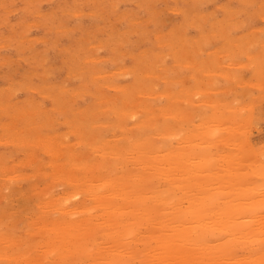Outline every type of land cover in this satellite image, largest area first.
Returning a JSON list of instances; mask_svg holds the SVG:
<instances>
[{
	"label": "rangeland",
	"instance_id": "374dc122",
	"mask_svg": "<svg viewBox=\"0 0 264 264\" xmlns=\"http://www.w3.org/2000/svg\"><path fill=\"white\" fill-rule=\"evenodd\" d=\"M189 1H191V3ZM210 1L211 0H209V1L208 0L207 1L206 0H203V1H201V0H168V1L167 0H93V1L92 0H22V1L21 0L20 1L17 0V1H15L14 0V2H13V0H0V107H1V109H0V160L2 161L0 163H3L2 165H0V166H2V167H0V184H1L0 185L1 186L0 187V233H3V236H4V238H2L3 236L0 235V237H1V239H0L1 240L0 241V249H1V247L3 249L2 251L0 250V252H2L0 254V257L3 256V258H0V264H19V263L20 264H23L24 262H25V264L26 263L27 264H31V262L33 264L34 263L33 260H35L34 258H36V255H37V257L40 256V255H42L43 257L44 256L47 257L50 254H51L50 256L52 258H54V260H56L57 257H58L59 261H61V258H59L61 256H65V255L66 256H69V254H71V256H69V260H66V262H64L65 261V257H62V260L63 261L60 262V263H58L57 260H56L57 262L55 261L54 263H52V261L50 262V260H52V258H50V256L48 258H46V259H45V257L41 259V256H40V259H41L42 263L40 262V260H38L39 257L35 260L36 261L35 263L38 262L37 264H39V263L40 264H55V263L56 264H71L70 263V260L72 261L73 258L77 262L80 261L79 262L80 264L85 263V261L82 260L83 257H84V259L86 257V255H83L82 256V254L85 252V250L82 247H81L82 248V250H81L78 247V246H80L79 244L77 245V248H79L78 252L81 251L80 253H81V258L82 259L80 258V255H79L80 253L77 254V248L73 249L74 248L73 246L66 247L67 249L68 248H72V252L69 249L70 252H71L69 254H68V252H65V251L64 252L66 254H62L63 253V249L61 248L62 251L60 252V256H57L56 255L57 257H54L53 252L50 253V251H47L46 248H43L44 247L43 244H41V246H40V241L42 239H44L45 236H46V239H47L48 237H52V234H53L52 233L53 230L51 229L52 226L50 227V223H48L49 221H47L46 219L49 220V218H53V217H54V219H58L59 218L58 220H61V222H64L65 223V222H67L66 219H65V217L67 218L68 213L70 214V217H72V220L73 221L74 220L77 221L78 219H80V217H81V215H83V213H80L81 212L80 210H79L78 213L75 212V211H78V208H80V205H81V204L78 205L79 204L78 202H80V201H82V199H84V200H86V204L87 205H91L92 201L89 202L88 199L90 200V198L89 197H87V198L85 197L87 195L81 189L82 187H84V186L81 185L82 184L81 181H80L81 184H80V187H79L78 186L79 183H75L73 180H72L73 182L71 180L69 181L68 179H74V178L76 179L78 177V176L76 177V175H78V172H79V175L81 177L80 178H77V180L78 179H81V178L83 179L85 175H86L85 176V179H89V177L86 178L89 170H90L89 174L91 173V176H94L92 174H94L96 172H97L96 175H98V174L100 175V169H101V172H102L104 170V168H105V173H106V170L108 168L106 166L111 165L113 159H114L113 162H115V159H117V157L119 155V154L113 153L112 151L110 153H106L107 152V150H106L107 148H108V151H109V147L112 146V149L113 150L115 149L118 152L121 150L122 154H124L123 155V158H124V161L127 162L126 164H128V166L131 164L130 167H128L125 164V162H123V160L120 159V161H122L121 164L124 163L122 165V168H123L124 171L127 169V167L129 168L128 170H130V168L132 167L131 169L134 168L133 170L136 171V169H137V166H135L136 164L132 165V161L131 162H128V160H130V158H131V157H128V156L129 155L132 156L131 155L132 153H128V151H130L129 150V147H127V145L125 146V143H123V142H126L127 141V137H129L130 135H133V133H132L133 132V127L132 126L134 124L133 125H131V124L133 122L139 120V118L141 117V114L143 113V115H144L145 111L146 112L147 111L150 112L149 111L150 108L153 111V114H151V115H152V118H154V119L155 118H159V121L160 120L161 121L164 120V122H165V120L167 121V119H169V117H170L171 120L174 119L173 121L168 120V122H167V123H170L169 125H167V126H169L168 127V129H169L168 131H170L169 132L170 135L168 134V136H169V138H172L170 136H174L175 133L176 134H180V133H177V132L173 131L172 130L173 128L171 129V127H177L179 121H182L183 122V118H181L182 117L181 115H185L184 113L181 114L183 111H185V110L188 111L187 113L185 112L186 113V117H187L190 113L192 114V112L195 109V107L197 105H199L200 103H201L200 106L203 107L202 105H204V108H205V103L207 105L209 103H211V102L214 103V100L216 99L215 101H216L217 105L214 103V107L211 108V109H217L218 108V109H220L219 110V113H225L223 115L225 116L226 119L224 118L223 115H221L222 116L221 117V116H219V113H216V112H218L217 111L218 109L214 111L215 114L217 115V118H218V119H214L215 120V123L220 124V125L217 124V126H220L219 127L220 129H223L224 128V130H220L217 127L220 131H219V133L216 131L217 132V133H215L216 134V137L212 141L216 145L215 144L213 145V143L211 142L212 144L211 143L209 144L210 150L209 151L207 149H205V150H207L210 153V151H212L214 149H216V150L221 149L220 147L223 145L222 147H223V150L224 151L225 150L228 151V150L231 149V152H234L232 150V149H234V148H232L233 147L232 140H234V141L236 140V142L240 140L238 143H236V145H240L241 146V148H240V146L238 147L239 150L241 149L240 152L242 151L240 153L241 154V158H243L242 156L245 155V159H242L243 162L244 163L247 162L246 164H248V163L251 164L252 163L251 160L252 161H255L256 160V159H250L249 158V156L250 157H253L254 154L253 155L252 154L250 155V152L252 150H254V152L256 151V155L258 154L257 156L259 157L258 158L255 155L256 158H258V159L261 158L260 159L261 161L259 160L258 162H261V163L263 162L262 164H264V91H263L264 90V86H263L264 85V82H263L264 79H261V78H264V76H262V75H264V72L261 71L262 65H263V69H264V55H263L264 54V45H263L264 42L261 45V42L264 41V32H263L264 31V10H263V8H264V4H263L264 2L263 1L264 0H258V1L257 0L256 1L255 0H247V2H246V0H212V2H210ZM213 1H215V2H213ZM252 1L254 2V4H253ZM68 2L70 4H72V5H70ZM94 2H96V3H94ZM146 2L148 4H146ZM228 2H230V3H228ZM260 2L263 5L262 4L260 5ZM66 3H68V4H66ZM143 3L146 4V5H144ZM169 3H171V4H169ZM194 3H195V5H194ZM249 3H251L252 6L249 5ZM258 4L260 6H263V8L262 7H259ZM172 5H174V6H172ZM221 5H222L223 8L221 7ZM100 6L103 7L104 9L101 8ZM237 7H238V9H237ZM20 8L21 9L23 8V11ZM179 8H180L181 11L179 10ZM233 8H236L237 10L236 9H233ZM261 8H262V12L260 11ZM224 9H226V10H224ZM229 9L232 10V11H230ZM109 10H111V12H109ZM182 10H183V12H182ZM254 10L257 11V13H255ZM83 11H85V12H83ZM91 11L94 12V14L93 13H90ZM132 11H133V15H131L132 14ZM210 11H211V14L212 15L210 14V16H209L208 14L210 13ZM245 11L248 12V13H250V14H246ZM196 12H198V13H196ZM212 12L213 13L215 12V13L213 14ZM33 13H36V14L33 15ZM39 13H40V15H38ZM127 13H129V14H127ZM232 14L235 15V16H231ZM259 14L260 15L263 14V15H261V17H260ZM226 15L229 16V17H227ZM51 17H52V20H51ZM230 17H232V18H230ZM202 18L203 19L205 18V19L203 20ZM228 18L231 20V22H230V20ZM234 18H239L240 23L243 24L244 26L243 25L240 26L239 25L240 23H239L238 19L237 20L235 19V21H234ZM131 20H133V21H131ZM190 20H191V22H190ZM218 20H219V24H218ZM225 20H227V22ZM33 21H34V23H33ZM204 21H206V22H204ZM214 21L217 22V26H215L216 24H215ZM220 21L222 23L224 22L225 24L224 23L221 24ZM138 22H139V24H138ZM146 22H148V23H146ZM233 22L236 23V26H235V24ZM37 23H40V24H37ZM227 23L228 24L232 23V24L228 25ZM146 24L148 26H146ZM173 25H174V28L176 27L175 29L173 28ZM221 25H222V27H221ZM224 25H226L225 30H224ZM237 25H239V26L237 27ZM212 26H214V29H213ZM227 26H229V29L233 27L232 30L231 29L229 30ZM234 26H235V28H234ZM184 28H185V30H184ZM187 28H188V31H187ZM99 29H100V31H99ZM158 29L160 31H158ZM161 29H163V30H161ZM167 29H169V30H167ZM236 29H238V30H236ZM97 30H98V32H97ZM165 30H166V32H165ZM249 30H251V31H249ZM252 30H254L253 32L255 33V35L258 32V30H259V32L257 33V35L259 34L258 37H260V39H262V41H260V44H258L260 39L258 40L257 37H256L257 38L256 41H252L251 38H253V39L255 38V37L251 36L253 34ZM167 31H169V32L167 33ZM181 31L183 32V35H182V32ZM213 31H214L215 34H213L211 36V34H212ZM220 31H224V32L227 31L228 33H226V34L228 36L224 32H221V35H220V33H219ZM248 31H249V38H250V41H252V43H250V41H246V40L245 41L247 43L252 44V45H255V46H251L250 45L251 48L250 47L249 48L247 47L248 48V50H247L245 46L243 47V45H245L246 42H244V44H242L241 42L243 41L242 40L243 37H245V39L248 38V35L247 36L246 35L243 36L245 33L248 34ZM171 32H173V33H171ZM184 32H186V33L184 34ZM158 33H160V35ZM163 33H164V35H161ZM203 33H205V34H203ZM241 33H243V34H241ZM250 33H252V34H250ZM156 34H157V36H156ZM229 34H230V37H229ZM232 34H233V36L236 34V36L239 37V41H238V38L237 37L234 36L237 40L234 37H231ZM167 35H169V36H167ZM215 35H217V37L219 39L221 38L222 35H225V36H222L223 38H221L220 40H218ZM240 35H242V37ZM225 38H227V41H224ZM125 39H127V40L124 41ZM233 39H235V40H233ZM240 39H241V41H240ZM141 40H143V41H141ZM169 41H170V43H169ZM187 41L189 42V44L187 43ZM206 41H208V42H206ZM228 41L229 42L232 41V42L229 44V43H227ZM234 41H235L236 44L234 43ZM157 42L158 43L160 42L162 44L161 45L160 44L158 45ZM166 42H168V43L166 44ZM163 43L165 44L164 46H163ZM200 43L203 44L202 47L199 46V45H201ZM233 43L236 45V48H232L233 51H231L229 53L231 57L233 56L231 59H234V57L237 58L239 56L237 58L238 61L241 60L243 62L245 61V63H246V64H242V62H241V65L242 66L243 65H248L249 66V61H251L250 63H251V66L252 67L249 66L250 68H248V67L246 68V67L243 66L244 68L242 69V67H240L241 66L240 64L237 65V62H238L237 59H236V63H235V60H230V57L227 56V51H229L231 49ZM253 43H255V44H253ZM116 44H117L118 48H117ZM121 44H123V45H121ZM183 45L185 47H183ZM226 45H227V47H228V45H231L228 48L229 50L227 48L225 49ZM220 46H221V48L225 49L224 51H226V53L223 51L224 54H225V57H222L223 56V53L222 52L219 51L221 54L219 52H217V50H221V48L220 49L218 48ZM223 46H225V47H223ZM262 46H263V51H261ZM238 47H240V48L237 50ZM260 47H261V49H260ZM178 48H179V50H178ZM181 48H183L184 50L181 49ZM189 48L192 49V51H193L192 53H194L195 50H196V52H195L196 54L189 53V51H191V49H189ZM215 48H218V49H216V52H215ZM142 49H144V50H142ZM171 49L172 50L175 49V50H173L174 53L172 52ZM187 49H189V50H187ZM197 49H199V51H201V53L199 51H197ZM235 49L237 51H239L240 53H243V55H241ZM152 50L155 51V52H157V53H162V54H159L158 55L157 53H154ZM185 50H187L186 51L187 53L185 52ZM244 50H246L248 52H246ZM254 50H255L256 54L258 52L259 53L262 52L263 54L260 55L258 53V55H256L254 53ZM166 51H168V52H166ZM180 53H183V54H181V58H180ZM216 53L219 56H215ZM190 54L193 55V57ZM245 54H246V56H245ZM166 55H167L168 58L166 57ZM188 55H190V57H192L193 59L189 58ZM185 57H187V58H185ZM162 58L164 60H162ZM188 58L191 59L192 62H194L193 60H194V58H196L195 59L196 60V65L199 64V68H200V66H202L200 68V71H199V68L197 70L195 69L197 67V66L196 67L193 66L195 64H192V65L189 64V63H192V62L187 61V60H189ZM178 59H180L178 62H180L181 59H183V61L180 62V65H179V63L176 64L177 63L176 60H178ZM217 59H219V60L222 59V60L221 61H218ZM247 60H249V61H247ZM228 61H229V63H228ZM232 61H234V64H232L233 63ZM161 62H163V63H161ZM173 62H175V63L173 64ZM211 62H214L213 64L215 65L214 66L215 68H213V66H212L213 64H211ZM256 62H258L259 65L261 64L260 68L257 67L258 64ZM230 63H231V65H230ZM252 63L253 64L256 63V67L257 68L254 67ZM181 64H187V65H185L187 67H185L184 65L181 66ZM188 64H189V66H188ZM233 65H235V66H233ZM165 66H167V67H165ZM203 66H206L207 68L206 67H203ZM219 66H220V69L216 68V67H219ZM128 67H130V69ZM177 67L179 69H181L182 71L181 70H178ZM126 68H128V70ZM173 68H174V70H173ZM237 68L239 69L240 72L238 71L237 74L235 72V74H236V76H235V74L233 72V69L237 71ZM190 69H192V70H190ZM252 69H254V70L252 71ZM257 69H259V71H258L260 73V74L258 73L259 75L256 74ZM216 70L218 72L220 70V75H221L220 78H218L220 75H219L218 72H216ZM223 70H225V72H223ZM227 70L229 71L228 72L229 73V76L231 74V77H232V74H233L235 76V78H236L238 74H239V76H241L242 73H244L246 75L245 77L249 76L250 79L249 78H247V79L250 81V84L248 83L249 82L248 80L246 81V83H248V84H246L247 85L246 87H249V89H247L244 86L245 85L244 82H240L241 81L240 78L238 80V77L236 78L237 81H234L233 82L232 81L233 79L231 77L229 78L228 74L226 73ZM178 71H180L179 74H178ZM197 71H198V73L199 72L200 73L199 74H196ZM249 71H250V73H249ZM144 72L147 73L148 75L145 74ZM155 73H157V74H155ZM160 73L161 74H165V75L167 74V75L166 76L165 75H160ZM192 73H194V74H192ZM208 73H209V75H208ZM224 73H225V75H224ZM254 73L256 74V77L258 76V78L255 79ZM186 74L188 75V77H187ZM158 75H159V78H165V80L167 79L166 80L167 82L164 79H162V80L159 79L158 78ZM199 75L202 78L204 77L203 78L204 80H206L208 78H209V80L212 79V81H214L216 84L215 85L214 84H210V86H209L208 84L209 83H212L209 80H207L208 81V84H207L208 86L206 85V82L207 81L206 82H203V80H201V82H199V83L198 82H195L194 83L193 80H195V81H198L199 80L200 81V78L201 77L200 78H197V80L194 79V77L196 78V76L198 77ZM213 75H215V76H213ZM176 76L181 81H182V79H180L181 77L184 78L186 76L187 78L186 77L185 78L186 79H189V82H188L184 78L185 79L184 82L185 81L186 82L185 83L183 82V84H186V86H187V83H189V84L192 85L191 86V85L188 84L189 86L186 87L187 90L189 89L188 87H193L194 84H195V87H196V85L197 86L200 85L199 86L200 89H202V87H203V89H205V88L206 89L204 91L203 90L201 91L197 87L196 88L194 87L195 89H191L192 90L191 92L189 91L190 93H193V96H192V94L191 95L188 94L189 92H187V90H185L186 88L184 87V90L185 91L183 90V93L181 92L179 94V92H177L179 90H177V89L179 88L180 91H182L181 90L182 84H181V82H178L179 80L177 79ZM234 76H233V78H234ZM252 76H254V77H252ZM259 76H260V79H259ZM149 77H151V78H149ZM214 77H215L216 81H215ZM222 77H223V79H222ZM245 77L243 76V80L244 81L246 80ZM156 78H158V79L156 80ZM168 78H170L171 80L170 79L168 80ZM173 78H176L178 80L177 83H176L175 80H174L175 83H174V81H172ZM225 78L229 79L231 83L227 79H226L227 80L226 81ZM251 78H252V80H251ZM241 79H242V77H241ZM257 80H259V84H257ZM251 81L252 82L255 81V82H253V84H251ZM260 81L262 83H260ZM157 82H158V84H157ZM168 82L171 84V86H169L170 84L167 85ZM235 82H236V85H235ZM237 82L239 83V86L240 87H238V85H237L238 83ZM113 83L115 85H118L119 84L120 87L117 88L119 85L118 86H115ZM125 83H127V85H124ZM129 83L131 84L130 86H128ZM142 83H145V84L142 85ZM179 83H180V85H179ZM240 83H242V84H240ZM133 84L134 85H138V84H141L142 85L141 87L140 86H137V89L136 90L133 88V91H137L138 92V90H139L140 93H141L142 87H147L146 89H148V90H145L144 89L146 91V94L147 95L146 94H142L144 90L142 91L141 95H140V93L137 94L136 92H135L136 94H134V93L132 94L131 89H128V91L130 90L131 93H130V91L124 93V91L122 90V87H124L123 89L125 90V87H128V88L131 87L132 88L133 87ZM150 84H151V86H153V84H155L154 86H157V87H153V89H152V87L150 86ZM217 84H219V85H217ZM254 84L255 85H259V86H256L259 89V92H262V91L263 92L260 93V94L257 93L258 90L256 89V87H255ZM46 85H47V89L45 88ZM121 85H123V86H121ZM227 85H229V87L231 85L230 88L227 87V90L234 89V91H235L234 93L237 95L236 97H238L239 99L245 100L244 103L247 101V104H249V103L251 104V102L253 100H255V102L253 101L254 102V105L252 104L250 106V107L253 106V108H251V109H253L252 112L249 109V106L246 105V107H248V109H249L248 110V113H251V115L248 114L249 115L248 116L247 114H244L245 115V117H244V115H242L243 114L242 113L243 111L241 113L238 112V114L239 115L241 114V116L243 117V118H241L240 116H238V118L240 117L239 120H238V118L236 117L235 112L233 114L234 109H236L237 111H239L238 110L239 109V106H238L239 103H237V98H234V96H233L234 94L231 93V92H233L232 90L230 92L228 91L229 93L227 92L228 95L226 94V91L227 90H226L225 87ZM114 86L116 88H114ZM167 86H169V91L171 92L170 94L168 93V88L165 89ZM183 86H185V85H183ZM214 86H216V87L218 86L217 87V90L215 89L216 91L213 89ZM63 87L65 88V90L67 89L66 92H65V90H64ZM221 87H224V88H221ZM244 87L248 91H244ZM38 88L41 89V91ZM138 88H141V89H138ZM218 88H220L221 90L218 91ZM254 88H255V90H254ZM150 89H152V91L153 90L154 91L156 90V92H158V94H155L153 92V95H152L151 92H150V95H148ZM161 89L165 90V92L167 90V93L168 94H162V92H161L162 90ZM170 89L171 90L174 89L178 94L174 90L172 92ZM224 89L226 91H224ZM159 90H161V91H159ZM207 90L209 92H207ZM251 90H252L253 94H252ZM125 91H127V90H125ZM221 91H224L225 93L224 92H221ZM42 92L43 93H45V92L47 93L48 92L47 93V96H46V93L43 94ZM184 92L185 93L187 92V93L185 94ZM201 92L203 93L201 95H203L204 97L200 95ZM51 93L53 94V96L51 95L52 97L48 95V94H51ZM56 93H58V95H57V101L55 99ZM62 93H63V95H61ZM127 93L130 94V96ZM174 93H176V94H174ZM216 93H217V96H216ZM237 93H239V95ZM247 93L251 94L250 96H254L255 95V97H252V98L250 97L248 99L247 97H249V96H248ZM122 94H123V96H125L127 94V100H125L126 97L123 98L124 100L121 99L123 97ZM154 94H155V96L158 95V97H155ZM159 94L162 95V96L163 95L164 96L166 95L167 97L168 96H172V98H173V94L174 95H177V96H174L176 98H180L181 96L183 98H185L186 95H189V97L187 96L188 98L186 97V100L185 99H182V97L180 99H176L175 100V98L171 99V97H169L168 99H166L167 97H164L163 96L164 97L163 98L162 96H159ZM183 94H185V96ZM245 94H247V96ZM120 95L122 97H120ZM133 95L136 97V99L134 97H132ZM224 95L227 96L226 99H228V101L224 98L225 97ZM241 95L243 96V98H242ZM260 95H262V96H260ZM137 96H139V98H141V96H142V98L140 99L141 101L139 100L140 102L137 101L135 103L133 100H138L137 99L138 98ZM213 96L214 97L215 96L216 97L219 96V98L217 99L215 97V99H214ZM230 96H233V99H236V102H235V100L234 101H229V100L232 99V98L229 99ZM50 97L53 98L54 100L53 99H50ZM128 97H130V99H131V97L133 98L131 100L134 102L135 105L132 104V101L129 100ZM144 97H145V99H144ZM159 97H162V98H159ZM198 97L201 98V101H200V99H198ZM205 97L207 98V100L209 102L206 101V98ZM203 98H205V99L202 102ZM142 99H143V104H144V102L146 100L147 101L149 100L152 103V104L151 103H148L149 104L148 105L149 107L146 106V107H148L147 108L148 110H146L145 109L146 107L143 106ZM197 99L199 100V102H198ZM114 100H116V101H114ZM121 100L123 102L125 101L124 102L125 104L129 103V106H128V104L126 105L128 108L130 107V105H133L134 107L137 106V109L136 108L134 109V107L131 106L130 107V111H128L127 109L125 110V108H124L125 105H123L121 103ZM128 100H129V102H128ZM168 100H170V103L171 102L173 103V101L175 103V101L177 102V100H178V102L180 101L178 105H180V106L182 105V108H184L185 110L182 109L181 107L177 106L176 105L177 103H175V104L174 103L173 104L171 103V106L172 105H174V106L176 105L175 107H179L180 110L182 109L181 111L177 109V111H179L181 113L176 112L175 108H173V107L172 108L170 107L171 108L170 109L169 106H168V104L170 105V103L168 102ZM183 100H185V101L182 102ZM211 100H213V101H211ZM218 100L220 101V104H219V101ZM221 100L224 103L228 102V105L230 104L231 107H233L234 109L232 108L233 109L232 111H231V109L230 110H228V109L225 110V108H228L229 106L226 107V104L227 103L224 104ZM242 100L241 101L239 100L240 101V105L243 103ZM249 100H251V102ZM112 101H114V102H112ZM130 101H131V103H130ZM164 101H165V103L166 102L168 103V104H166L165 107H163L164 104H165V103H163ZM248 101H249V103H248ZM111 102H112V104H111ZM115 102H116V104H115ZM233 102H235V103H233ZM138 103H141V106H143V107H140V104L139 105H136ZM160 103L161 104L163 103V105L161 106ZM221 103L223 105H221ZM108 104H109L108 108H112L110 106V105H112L113 106L112 110L115 108L114 111H116V112H113L112 110L110 111V109L108 110L105 107ZM146 104L147 103L145 102L144 105H146ZM150 104L154 108L152 106H150ZM37 105H39V106L41 105L40 108H43V109L40 110L39 107H37ZM117 105L123 106V109L125 111L124 110H123V112L121 111L122 112L121 114H123V116L125 115L124 118L122 117V115L120 114V112L117 111V110H121L122 109V108L120 109L121 106L116 107ZM156 105H157V107H156ZM158 105H160V107ZM192 105H193V107L195 106L193 110H192ZM243 105H245V104H243ZM57 106L61 107V108L58 107L59 110L63 108L61 110L62 112L56 110L55 107H57ZM208 106L211 107L210 105H208ZM208 106L204 110H203V108H201V107L198 106L199 108H196L194 111H195V113L197 112V113H201V114L204 111L203 112V115H205V114L208 113V111L210 109V108H208ZM216 106H219V107H216ZM24 107H27V108L25 109ZM52 107H54L55 109L52 108ZM78 107L80 108V111L83 108H85V107H88V109H90V110H87V108L84 109V110H86L85 112L82 110L83 112H81V114L86 113V114H84V119H82V117H80V120L82 122L79 121V119H78V117L80 116L79 115L80 113H78L80 111H77V108ZM100 107L105 108L106 109L105 114L106 113H108V114H106V115L103 114L104 110L102 108L100 109ZM132 107H133V110H132ZM240 107L242 108V107H245V106H240ZM2 108L3 109L6 108L5 110L7 112L9 111L10 113H12L10 116H12V118L15 117L16 118V121L21 116L19 114H22V117L18 120V126H23L24 124H27V126L29 127L30 130L28 129V127H25V125H24V127H22L24 129L18 130L20 127L16 126L17 125V123H15L16 121L13 120V119H11V117H9L7 115V113L5 114L6 111L1 113V111L3 110ZM22 108L26 112L22 111ZM33 108H38L39 109V112L37 111V109H34L33 110ZM71 108H73L72 110L74 112L73 111H70ZM97 108H99V110H97ZM157 108L158 109L160 108V109L158 110ZM166 108H169L172 111L175 110V112H174L175 113V118H174L173 112L170 111L169 109L166 110ZM188 108H191L192 112L191 111L189 112ZM221 108H223V109H221ZM155 109H157L158 111L157 110L154 111ZM161 109H162V111H165V112L166 111L168 112V110H169L170 111L169 113L172 112L173 115H170V114L169 115L168 114L167 115H165V114L163 115V112H161L162 114H160L159 112H160ZM211 109H210V111H211ZM244 109L247 112V108H244ZM91 110H92V112L94 110H97L96 112L94 111V115H97V117L95 116L96 118L93 117L92 112H90ZM136 110H138V111L140 110V111L137 112ZM143 110H145V111H143ZM245 110H244V112H245ZM35 111L38 112V113H35ZM44 111H45V115H44ZM132 111H136L137 112V114H134L136 117L134 115H132L133 118L130 117ZM228 111L229 112H232L231 114L232 115H235V116L231 117L232 115L230 116L229 113H228ZM23 112H24V114H23ZM33 112H34V115H33ZM75 112L78 113V116L77 117L76 116H72V115H75L76 114ZM46 113H48L47 115H49V116L52 117L51 118L52 119L51 122L55 123L54 125H53V123L50 124V125H48L51 122H49L50 121L49 116L46 117L47 116ZM126 113H128L129 115L126 116ZM178 113H179V115H178ZM195 113H193V116L195 115ZM210 113H208L209 116H207L208 114L206 115L207 117L204 116V118H202V120L200 118H197L198 115H195L194 118L193 117L191 118V116H192L191 114H190L191 116L189 115L190 118H189V116L187 118L190 119L191 121L193 120L194 123H197L198 122L197 125L200 123V121H198L199 119L201 121H203L204 119L208 118L209 121L206 122L204 120L205 122H203V123H208L210 125V123L212 121V124L213 125H210V127H212V126L215 125V123H213L214 120L211 117ZM1 114H2V116H1ZM115 114L118 116V118H116L117 116H115ZM176 114H177V116H178L179 119L176 117ZM226 114H228V116H230L231 118L228 117ZM36 115L38 116V118H35V117H37ZM85 115H88V116H85ZM109 115H112V116H109ZM162 115H163V117L167 116L168 118L165 117V119H163ZM171 116H173V119H172ZM250 116H252V118H251L252 122H251L250 119L248 120V118H250ZM24 117H26V118H24ZM127 117L129 118V120L126 121V119H128ZM186 117H185V120H186ZM220 117L221 118H224V119L222 120ZM40 118H42V119H40ZM54 118L56 120H53ZM233 118L234 119L236 118L235 120L237 122L243 121V126L245 125L244 122H247L248 121L249 125L247 124V127H245V128L243 127V129L242 128L239 129V130H241V133H243V134L246 133L247 136L245 138H247L248 140L245 139L244 137H242V134L238 136V137H240L239 140H237L238 137L236 139H233V137H236V134L237 135L239 134L238 133L239 130H238L237 127L240 128V126H242V125H240V126L235 125L237 123L235 120L233 121V122H235V124L232 123V122H230V121L233 120ZM9 119L12 120L10 123H9V121H10ZM26 119H27V122L25 123L24 120L26 121ZM124 119H125V121H124ZM154 119H152V122L154 121ZM177 119H178V122H177ZM210 119H211V121H210ZM230 119H232V120H230ZM246 119H247V121H245ZM6 120L8 122H6ZM44 120L45 121L47 120L49 123L45 124V121ZM90 120H91V122H90ZM106 120L108 121V123L106 122ZM109 120H110V122H109ZM111 120L114 121V122H117L119 120H122V122H126V123L123 124L124 126L125 125L126 126L127 125H131V127L127 126L128 127L127 128L126 126L125 127L123 126L119 130L116 127V125L119 126L120 124H118V123H122V122L119 121L115 125V123L111 122ZM218 120H221V121L218 122ZM3 121H5V123H6L4 125V127L2 126L3 129L5 128L4 131H2V128H1V123L4 124ZM13 121H15V122H13ZM92 121H96V123L93 125L92 124ZM155 121H156V119H155ZM228 121H229V123H232L233 124V125L230 126V124L228 123L229 126H230V128H231V130L232 129H236L235 130L236 132L234 130H232V133L235 132L236 134L233 133V134H235V136H234L231 133V135H233V137L231 136V138H230L231 141L229 140V137H230L229 134H230V131L231 130L228 127V124H227ZM33 122H34V126L35 125L38 126L37 123L40 124V125L41 124L43 125V123H44V125H46V126H44V127L42 126V129H41V126H38L37 128H35V127H32L33 126V124H32ZM72 122L75 123V124H73ZM77 122L79 123L80 126L79 125L76 126V124H78ZM89 122H90V125H89ZM176 122H177V126H174V125H176ZM182 122H180L179 125ZM187 122L188 123H186L184 121L183 122L184 123L183 126L180 125V127H182V131L184 129H186V128L189 129V130L187 129L185 131V132H187V131L188 132L184 136V139L183 140H184V142H188V141H185V139H186L185 137L188 135L187 136V138H188L190 136V133H191L192 138L190 136L191 141H189V143L190 142L191 143L190 144L188 143L189 145H191V144H194L195 141H197V139L199 138L198 135L201 134V132H200V130H198V127H197L196 124H194V125H196L195 127L197 129L194 128V125L192 124L193 122L190 123L189 120ZM221 122H222V124L224 122H226L225 123V126L226 127H224L223 125H221ZM11 123H12L13 126L10 125ZM157 123H159V122H157ZM239 123L242 124V122H239ZM68 124H70L72 126H70ZM91 124H92L93 128L90 127ZM30 125H31V127H30ZM47 125L50 128H51V126H53V128H51L52 130L50 128L49 129L46 128ZM82 125H84V126L87 125V128H85L86 126L84 127ZM170 125H172V126H170ZM185 125L186 126L188 125L189 127L188 126L186 127ZM199 125H202V123H200ZM190 126L193 127L194 131L190 129L191 128ZM215 126H214V128H216ZM221 126H223V128H221ZM8 127H9L10 130L11 129H12V131L14 130L13 131L14 133H16L17 131H19L17 133L20 136L16 133V136L17 137H15L13 134H11V135L13 137H15V138L11 137L8 133H6V130H7L6 128H8ZM15 127H16V129H13ZM77 127L78 128L80 127L82 129L80 130V128H79V130H78ZM83 127L85 128V130H87V129L88 130L87 131L83 130L84 129ZM180 127H177V128H180ZM183 127H186V128H183ZM232 127H234V128H232ZM25 128H27L28 130L25 129ZM126 128H127V130H126L127 134L125 133L126 134L125 135L122 132L123 131L125 132L124 129H126ZM225 128H228L227 130H228L229 133L226 131ZM94 129H95L96 132L97 131L98 132L95 133ZM10 130L7 131V132H9V133L12 132ZM25 130H27V132L29 131L27 136L25 135V134H27L25 132ZM64 130L66 132H69L68 134H70L69 136H67V134L65 136L66 137L65 138L66 140L69 139L68 142L65 141V139H63L64 136H61L63 138L58 137V135L60 136V134H59L58 131H61L60 133L65 135L66 132ZM90 130H92L94 132L92 133ZM171 130H172V132H175V133H173V135H171L172 134ZM178 130L179 129H177L176 131H178ZM242 130H243V132H242ZM84 131L87 132V134L86 133L84 134ZM198 131H199V133H198ZM245 131H247V132H245ZM3 132L6 133V134H8V136L5 137L6 134L3 136V134H4ZM21 132L22 133L25 132L24 133L25 137H24V135ZM34 132L35 133H38L37 136H36V134H34ZM57 132H58V134H57ZM224 132L226 134L228 133L227 134L228 135V139H226L225 137L222 138V136H223L222 134H224ZM44 133H45V135H44ZM52 133H54V134H52ZM55 133H56L57 136L55 135ZM71 133H73V134H71ZM74 133H76V134H74ZM120 133H122L124 135H121V137H120L119 136ZM130 133H132V134H130ZM183 133H184V131H183ZM183 133H181V134L183 135ZM197 133H198V135H197ZM89 134H91L92 136H93V134L94 135H98V136H96V137L93 136L92 137ZM128 134H129V136H128ZM33 135H35V136H33ZM41 135H43V136H41ZM85 135H89L90 137L95 138V139L98 137L97 139H99L98 140L99 143H101V142H103V143H101V146L99 144H97V145L96 144L90 145L91 142L92 143H94V142L97 143L98 141H96L95 139H92V140H95V141H92L91 138H89V139L87 138L86 139L87 141H86L84 139V137H83ZM193 135H195L197 137H195ZM21 136H23L24 138L27 137L28 140L23 139ZM99 136H100V138H99ZM134 136H133V138H134ZM179 136H181V135H179ZM179 136L176 135L175 136V139H177V137L179 138ZM243 136H245V135H243ZM1 137H4V138H1ZM20 137L24 141H26L27 143L25 144L24 141H21L20 140V142L21 143H24V144H20L19 145L18 143H20L19 142ZM34 137H36V138L39 137L36 140L37 141L36 143L34 142L35 139H36ZM48 137H49V139H48ZM86 137H88V136H86ZM101 137H107V138H103V141H102V140H100ZM155 137H154V139H155ZM7 138H8V141L9 142H7ZM75 138L78 139V140H76ZM121 138L122 139H125L126 138V139L122 141ZM131 138H128V139H131ZM180 138H182V136ZM193 138L194 139L197 138V139L193 140ZM224 138H225L226 141L224 140ZM15 139H16V141H14ZM107 139L108 140L110 139V143L111 142H116V143L115 144L114 143L113 144L112 143L109 144L108 141H107ZM119 139L121 140L120 141L121 144L120 143L119 144L120 145H123L122 147H124V149L126 148L127 152H126V150L124 151V149L118 150L119 147H120L119 144H118L119 147L117 146V142L119 141ZM156 139H157V137H156ZM166 139L168 140V137ZM175 139H171L170 141L172 143H176L175 142ZM40 140H41V142H40ZM114 140H117V141H114ZM167 140H165V141H167ZM192 140L194 142H192ZM227 140H229V142H231L230 147H228V144L225 143V142H227ZM246 140H247L248 144L244 143V141H246ZM30 141L32 143H30ZM85 141L87 143L89 141V145L90 146H87L88 144L87 143L85 144ZM182 141H179V139H178L177 140V143H180ZM44 142H45V144H44ZM56 142H57V144H56ZM59 142H60L61 145L59 144ZM104 142H106L109 145H106ZM184 142H182V143L185 145ZM8 143H10V144H8ZM37 143H39V144L41 143L40 146ZM168 143H169V140H168ZM177 143H176V148L178 146ZM224 143L227 144V146L224 145ZM35 144H37L38 146L35 145ZM82 144L83 145L85 144V146H83ZM166 144H167V142H166ZM170 144L171 143H169V145ZM50 145L53 148L49 147ZM65 145H68L67 146L68 147L67 150H69V152L72 154L71 155L70 153H67V154H69V157H68L67 154L64 155L65 154L64 150L66 149V147H64ZM93 145H96V146L94 147ZM113 145H116V146H113ZM182 145H181V143L179 144V146L181 148H182ZM186 145H185L184 148H186L185 150L187 152ZM212 145L213 146H216V147L214 148ZM44 146L46 147L45 149H44ZM57 146H58V148H56ZM105 146H107V148ZM170 146H172V144ZM248 146L249 147L251 146L252 149H248ZM47 147L49 148V150H51V152L53 151L52 154L49 151V153L52 155L51 157L49 156L50 154L47 151L48 150ZM115 147H118V148H115ZM245 147H247V148H245ZM41 148H43V150ZM54 148H56V149H54ZM70 148H73L72 150H74V152H72V150ZM102 148H104L105 151ZM170 148H173L174 150L173 149H170L169 158H170V155L171 154L174 155L172 153V151L174 152L176 150L175 145L173 147H170ZM59 149H63V150L60 152ZM247 149H248V151H247ZM92 150H94V151L92 152ZM193 150H194V148H193ZM202 150H204V149H202ZM216 150H215V152H217ZM223 150H221V151H223ZM80 151L82 153L83 152L84 153L82 154ZM207 151H205V152H207ZM221 151L219 150V152H221ZM180 152H179V154H177V157L175 156L176 159L179 158L178 155H180V156L183 155L182 152L181 153ZM61 153L63 154V157H62ZM79 153H81L82 155L80 156ZM175 153H177V152L175 151ZM90 154H94L93 156L91 155V160H90ZM108 154L109 155L112 154V155L109 156ZM213 154L214 155L211 154V156H215V153H213ZM55 155H56V157H55ZM126 155H128V156L125 158ZM184 155H183V158L186 157V156L184 157ZM26 156L27 157L28 156L29 157L31 156V158L30 159L28 158L27 160L24 161V159L27 158ZM106 156H108V157H106ZM113 156H114V158H113ZM188 156H190V155H188ZM216 156H217V154H216ZM9 157L10 158L12 157V158L9 159V160H7ZM21 157H22L23 161L21 160ZM49 157H50V159H52V161L50 160L51 162L50 161H47V160H49ZM83 157H85L86 159H84ZM175 157H174V161H177L178 164L174 163L173 159L171 158L172 159L171 161H173V164H176L177 165V167H176V165L175 166L173 165L174 167L173 166L172 167L173 168H178V169L181 168V167L182 168H181V171H179L180 169L179 170L178 169L175 170V169H173V168L170 167L171 168V172H170L169 176L171 178H173V179H171L169 177V181H167L169 184L171 182L173 183V181H175L174 175H171V173L174 172V174H175L177 171H178V173L179 172H183V171L187 172L184 169H187L189 167V165H190V164L189 165L187 164L188 167H187V165L185 167H183V165L181 164L182 165L181 166L180 165V162L183 163L186 158L184 160L181 159L182 161L179 159L180 161H178V159L176 160ZM56 158H58V160L61 159V161L60 160L59 161L57 160L56 161L57 163L56 162L54 163V161L56 160ZM71 158H72V161L73 162L76 160V162H74V164L77 163L78 161H80L81 159L86 160L85 162H84V160H82L83 162L80 161L81 163L80 162H78V163L79 164H82L83 163L84 165H81V166L84 167V169H87L88 166L91 165L89 167L90 169L88 168L87 169L88 171L86 172V170H85V172H84V169L81 170L79 168L80 165H77L78 163L75 164L77 166V168L75 169L76 166H74L73 162H71L70 165H69V163H66V159H67V162L68 161L70 162L71 161L70 160ZM101 158L102 159H106L105 161L103 160L105 164L107 163L106 166L101 161L102 160ZM38 159L39 160H42V163H44L45 165H43L41 163V165H43V166H41L38 163L37 166H35L36 163L33 164L32 161L34 160V162H35ZM63 159L65 160V163H66L65 165H63V163H64L63 162L64 161ZM126 159H127V161H126ZM189 160L191 161V164H192V159H190V157L188 158V163H190ZM7 161L9 162V164H8ZM14 161H16V162H14ZM29 161L32 162V163H29ZM44 161L48 162V164H46ZM87 161L90 162V163H87ZM106 161H108L109 163L106 162ZM117 161H119V160L117 159ZM219 161L220 160L217 159L215 161V163L218 165L220 163ZM11 162H14V163H11ZM26 162L28 163V165H25ZM37 162H39V161H37ZM185 162H187V160ZM258 162H257V160L255 161V164H256L257 167H258L259 164H261V163L257 164ZM253 163H252V166L255 165V164L253 165ZM30 164L31 165H34L35 167L34 166H30ZM57 164H58V167L61 164L60 165V169L57 168ZM71 164H73V165H71ZM101 164H102L103 169L100 167ZM117 164H118V166L116 167V169L114 167H112V166H109V168L112 167L113 169H115V170H113L115 172V174H116V170H119L120 169L119 166H121V165H119V163H117ZM221 164H220L221 167L217 168V169L220 170V172L223 171L220 168H223L224 167V164L223 163H221ZM236 164H238V163H236ZM246 164L244 166H246ZM249 164L247 165L248 167H246V168L248 169V171H251L253 167L251 166V168H250ZM10 165H11V167H10ZM38 165H39L40 168H38ZM220 165H218V166H220ZM68 166H70V167H68ZM36 167L38 168L39 171L37 170ZM52 167L54 168V170L57 169L55 171V173H54L53 169L51 170ZM65 167L67 168V170L66 169L65 170H62V168H65ZM124 167H125V169H124ZM135 167H136V169H135ZM9 168H10V170H8ZM34 168L36 170H34ZM43 168L46 169V171H44ZM96 168H97V170H96ZM112 168H111V171H110L111 173H113ZM258 168H262V166L260 165ZM258 168H256V170H258ZM40 169H42V171ZM138 170L140 171L139 168L137 169V171ZM262 170H263V175H264V168ZM8 171H10V172H8ZM34 171H37L38 173L37 172L35 173ZM52 171H53L54 174H56V177L53 176ZM135 171H132V172H135ZM39 172L41 173V175H40ZM57 172H59V174ZM126 172L128 173L129 171H126ZM185 172H184V174L183 173L182 174L180 173L181 174V177L184 178L182 180L184 182V184L182 182V184L184 186H186L185 184H187V183H185V182H187V181H185L186 180L185 177L187 178V176H184V175H186ZM74 173H76V174H74ZM103 173L104 172H102L101 174H103ZM255 173H256V171H255ZM89 174H88V176H90ZM42 175L45 177V179H44V177H41ZM61 175H65V176H61ZM67 175H69V178L68 179L66 177ZM96 175H95V177H96ZM176 175L177 174H175V177H176ZM247 175H248V177H245V178L248 179V180H250L251 179L250 176H252L253 179L250 180L251 181L250 183H252V181L255 180V177H256L257 173L255 175L254 174L253 175L252 174L250 175V174L247 173ZM253 176H255V177H253ZM100 177H102V176L100 175L99 178ZM202 177L200 176L199 178L200 179H203ZM249 177H250V179H249ZM39 178H42V179H39ZM64 178H66V179L64 180ZM90 178H91V180L89 179L90 181H92V180L94 181V179H93L94 177H90ZM262 178H263L262 179L263 181H261V182L263 183L264 182V176H262ZM54 179H55L56 182L54 181ZM63 180L64 181L67 180L66 182L69 181L68 182L69 184L66 185V182H64ZM156 180L157 179H155L154 182H155V184H158V182H156ZM161 180H163V179H160L159 180V185H162L164 182L166 183V180L165 181L163 180L162 182H161ZM248 180H246V181L249 182ZM48 181H50V182H48ZM53 181H54V183H53ZM61 181H63L62 182L63 184H61ZM44 182H45V184H43ZM94 182H92V183H94ZM168 183H166V186L169 185ZM46 184L48 185L47 187H45ZM74 184H77V185L71 186V185H74ZM174 184H176V183L174 182ZM174 184H173L174 187H172V191L175 194L178 191H179L178 192L179 195H180V193H181V195L182 194L184 195V194L189 193V192H187V193L185 192L184 193V189L180 188L181 189L180 190L179 187L176 186L178 188V190H177V188L175 187ZM170 185L172 186V184H170ZM171 186H170V188H171ZM67 187H68V189H67ZM71 187L76 188V192L74 193L75 195H72L73 193L71 192L72 193L71 194L69 192V191H72L73 190V189L72 190H69V189H71ZM77 187L80 189V191H78L79 189ZM204 187L201 188V189H203V191H204ZM253 187H255L254 184H253ZM260 188L262 189V191L260 190ZM27 189H30V190L27 191ZM255 189L258 190V192L259 191L263 192L264 191V186L261 187V184H260V187L258 186ZM25 190L28 192L29 195H27V196L25 195L26 192H23ZM64 190H66V191L68 190L69 194H68V192L66 193V191L64 192ZM186 190H188V188H186ZM205 190H207V189L205 188ZM37 191H39V192H37ZM62 191L64 192L62 196H64V194H65L64 197L61 196ZM30 192L32 193V195H31ZM78 192L83 193V194H80L79 193V195L78 194L76 195V193H78ZM59 193H61V194H59ZM44 194L45 195L48 194V195L47 196H43ZM49 194H51V195L49 196ZM40 195L43 196V197H41ZM58 195H59V197L61 196L62 198L61 197L60 198H57ZM67 195H68V197H69V195L71 196V197H69L70 199L69 198H66ZM44 197H48V198L44 200ZM55 197H56V201H58V203H59V201L63 200V198H64V201H62V204L61 205L60 204H56L55 202H52L53 199L55 201ZM183 197H180V199L183 198ZM65 198L68 199V201ZM260 198L263 199L264 198V195L263 196H260ZM48 199H50L51 201L49 200L50 201L49 202ZM39 200L40 201L43 200V201L40 202ZM65 200L67 202H65ZM26 201H27L28 204H30L29 206H28V204H25ZM37 201H39V202H37ZM46 201H48V202H46ZM36 202L39 204V207L40 208L37 206L38 204H36ZM84 202L85 201H82L80 203H82V205H83ZM183 202L186 203L185 201H183ZM183 202L181 204L182 205H185ZM49 203L52 204L53 207H51V205ZM24 204H25V206H24ZM42 204H44V205H42ZM70 204H72V205L74 204L75 206L77 205V207L78 206L79 207L76 208L73 205V207L71 208V205ZM34 206H37L38 208L36 209V207H34ZM29 207H34L35 209L34 208L33 209H29ZM74 207H75V209H74ZM53 208H54V210H53ZM61 208L63 210H65V213H62L60 210H58V209H61ZM46 210H48V211L47 212H44ZM37 211H39V212L41 211L42 213L40 212L39 215H38V212ZM71 211H73L74 213L72 212V214H71ZM30 212L31 213L32 212L37 213L36 214L37 217L40 218V216H41V218L39 219V218L35 217V215L33 213L31 214ZM66 213H67V216H66ZM41 214H44V215H41ZM45 214L47 215V218H45ZM31 216H32V219H31ZM33 217H35V219H37V221H35V219L33 220ZM93 217L96 218V214ZM54 219H51V221L53 220V222L50 221L51 224L54 223L55 221H57V220H54ZM69 219H71V218H69ZM44 220H46V223H45V225H46L45 227L46 228H45V230L47 232L45 233V236L43 238V236L40 235V233L41 234H44V231L45 230L44 231L43 230H39L38 226L41 228ZM95 220L96 219H93V221H95ZM29 221H31V222H29ZM36 222L39 223L40 225H37ZM33 223H34V225H33ZM33 227H34V230H32V231H34V232H31L30 229H32ZM49 227H50L51 230L49 229ZM37 228H38V231L39 232L41 231L40 233L38 231H37L38 233L35 232V230ZM153 231H155V230H153ZM5 232H6V234H5ZM8 233H14V234H12V236L13 237L14 236H18V237H16L17 239H13V237L11 236V234L9 235ZM48 233H52V234L47 235ZM30 234L32 236V239L31 240H30V237H31ZM5 235H8L7 236L8 239H6L7 237ZM39 235H40V237H39ZM9 236L12 237L13 241L10 240L11 238ZM20 236H22L21 237L22 239H25L24 240L25 243H23L22 239H21V242L19 241ZM37 236H38V238H37ZM27 237H29V238L27 239ZM86 237H88V236H86ZM39 238H40V240H37ZM2 239H4V240H2ZM17 240L21 244H19ZM3 241H5V242L3 243ZM16 241H17L18 244L15 243ZM44 241L45 240H43V242ZM80 241H81L80 244H82L83 243L82 240H80ZM30 242H32L33 244L30 243ZM34 242H36V243H34ZM85 242H86V239L84 241V244H85ZM7 243H11V245L10 244H7ZM13 243H15V244H13ZM41 243H42V241H41ZM31 244H32L34 250H33L32 246H31ZM7 245H9L11 247H9ZM34 245H36V247L39 245V247L43 248V250L40 249V252H42V253L43 252L44 253L48 252L50 254H47V253H46L47 255H43L41 253L39 254V249L36 248V247H34ZM28 246L29 247L31 246L30 249H32V252L29 249V251L23 252V253H26V254L28 253L27 256L29 258L31 257L29 259L30 261L26 258L27 257L26 254H22V251H25L26 249L29 248ZM17 247H18V249H14V248H17ZM19 247H20V249H19ZM35 248L37 249V251H36ZM44 250H46V251H44ZM73 250L76 251V254L79 257L75 256V253H74ZM83 250H84V252L82 253ZM21 254L24 255V257L26 256L25 258L28 260V262L24 260V257L23 256H21V257L19 256ZM32 254H36V255L35 256L33 255V257H32ZM29 255H31V256H29ZM72 255L75 256V257H73ZM17 257L18 258L19 257L20 258L23 257L22 258L23 260L19 258L20 259L19 263H16ZM75 258H77V259H75ZM66 259H68V257H66ZM43 260H47V262L49 260V262L46 263ZM74 260L72 261V264L73 263L74 264H77V262L74 261Z\"/></svg>",
	"mask_w": 264,
	"mask_h": 264
},
{
	"label": "bare ground",
	"instance_id": "6f19581e",
	"mask_svg": "<svg viewBox=\"0 0 264 264\" xmlns=\"http://www.w3.org/2000/svg\"><path fill=\"white\" fill-rule=\"evenodd\" d=\"M15 1H17V0H15ZM20 1V0H19ZM22 1V0H21ZM93 1V0H92ZM168 1V0H167ZM201 1H203V0H201ZM207 1V0H206ZM209 1V0H208ZM256 1V0H255ZM258 1V0H257ZM13 2H14V0H13ZM105 2V1H104ZM187 2V1H186ZM190 3H191V1H189ZM194 2V1H193ZM210 2H212V0L210 1ZM213 2H215V1H213ZM246 2H247V0H246ZM253 2V1H252ZM262 2V1H261ZM260 2V5L262 4ZM264 2V1H263ZM25 3V2H24ZM69 3V2H68ZM68 3H66V4H68ZM94 3H96V2H94ZM166 3V2H165ZM228 3H230V2H228ZM227 3V4H228ZM257 3V2H256ZM70 4V3H69ZM144 4V3H143ZM146 4H148L147 2H146ZM146 4H144V5H146ZM169 4H171V3H169ZM253 4H254V2H253ZM264 4V3H263ZM262 4V5H263ZM15 5V4H14ZM63 5V4H62ZM70 5H72V4H70ZM69 5V6H70ZM141 5V4H140ZM194 5H195V3H194ZM199 5V4H198ZM249 5H251V3H249ZM259 4H258V6L259 7H262L263 8V6H260ZM94 6V5H93ZM102 6V5H101ZM100 6V7H101ZM107 6V5H106ZM172 6H174V5H172ZM197 6V5H196ZM195 6V7H196ZM217 6V5H216ZM220 6V5H219ZM218 6V7H219ZM252 6V5H251ZM87 7V6H86ZM105 7V6H104ZM221 7H222V5H221ZM248 7V6H247ZM88 8V7H87ZM98 8V7H97ZM101 8H103V7H101ZM142 8V7H141ZM140 8V9H141ZM146 8V7H145ZM223 8V7H222ZM232 8V7H231ZM262 8H261V12H262ZM21 9V8H20ZM61 9V8H60ZM63 9V8H62ZM99 9V8H98ZM104 9V8H103ZM106 9V8H105ZM114 9V8H113ZM149 9V8H148ZM196 9V8H195ZM233 9H236V8H233ZM237 9H238V7H237ZM236 9V10H237ZM22 11H23V8L21 9ZM28 10V9H27ZM147 10V9H146ZM145 10V11H146ZM179 10H180V8H179ZM224 10H226V9H224ZM228 10V9H227ZM230 10V9H229ZM235 10V11H236ZM241 10V9H240ZM263 10H264V8H263ZM56 11V10H55ZM181 11V10H180ZM179 11V12H180ZM192 11V10H191ZM217 11V10H216ZM230 11H232V10H230ZM255 11V10H254ZM26 12V11H25ZM83 12H85V11H83ZM109 12H111V10H109ZM147 12V11H146ZM178 12V13H179ZM182 12H183V10H182ZM246 12V11H245ZM260 12V13H261ZM88 13V12H87ZM90 13H93L94 14V12H90ZM131 13V12H130ZM196 13H198V12H196ZM203 13V12H202ZM205 13V12H204ZM213 13V12H212ZM215 13V12H214ZM213 13V14H214ZM230 13V12H229ZM240 13V12H239ZM255 13H257V11H255ZM34 14H36V13H33V15ZM127 14H129V13H127ZM135 14V13H134ZM201 14V13H200ZM199 14V15H200ZM207 14V13H206ZM210 14H211V11H210V13L208 14L209 16H210ZM231 14V13H230ZM229 14V15H230ZM245 14V13H244ZM246 14H250V13H248V12H246ZM28 15V14H27ZM38 15H40V13L38 14ZM131 15H133V11H132V14ZM203 15V14H202ZM207 15V16H208ZM212 15V14H211ZM237 15V14H236ZM260 15V14H259ZM261 15H263V14H261ZM261 15H260V17H261ZM198 16V15H197ZM201 16V15H200ZM208 16V17H209ZM227 16V15H226ZM231 16H235V15H231ZM50 17V16H49ZM138 17V16H137ZM187 17V16H186ZM203 17V16H202ZM212 17V16H211ZM225 17V16H224ZM227 17H229V16H227ZM249 17V16H248ZM47 18V17H46ZM201 18V17H200ZM213 18V17H212ZM220 18V17H219ZM230 18H232V17H230ZM247 18V17H246ZM148 19V18H147ZM203 19V18H202ZM205 19V18H204ZM203 19V20H204ZM214 19V18H213ZM229 19V18H228ZM235 19L237 20L238 19V21H239V23H240V20H239V18H234V21H235ZM51 20H52V17H51ZM130 20V19H129ZM139 20V19H138ZM230 20V19H229ZM247 20V19H246ZM131 21H133V20H131ZM223 21V20H222ZM226 22H227V20H225ZM242 21V20H241ZM245 21V20H244ZM32 22V21H31ZM141 22V21H140ZM190 22H191V20H190ZM194 22V21H193ZM204 22H206V21H204ZM215 22V26H217V22L216 21H214ZM221 22V21H220ZM230 22H231V20H230ZM33 23H34V21H33ZM146 23H148V22H146ZM224 23V22H223ZM222 22H221V24H223ZM229 23V22H228ZM227 23V24H228ZM234 23V22H233ZM244 23V22H243ZM37 24H40V23H37ZM45 24V23H44ZM138 24H139V22H138ZM212 24V23H211ZM218 24H219V20H218ZM225 24V23H224ZM230 24H232V23H230ZM230 24H228V25H230ZM235 24V26H236V23H234ZM134 25V24H133ZM192 25V24H191ZM200 25V24H199ZM240 26L241 25H243V24H239ZM239 25H237V27L239 26ZM47 26V25H46ZM51 26V25H50ZM146 26H148L147 24H146ZM232 26V25H231ZM235 26H234V28H235ZM244 26V25H243ZM242 26V27H243ZM48 27V26H47ZM188 27V26H187ZM213 27V29H214V26H212ZM221 27H222V25H221ZM225 27H226V25H224V30H225ZM228 27V29H229V26H227ZM236 27V28H237ZM173 28H174V25H173ZM176 28V27H175ZM174 28V29H175ZM186 28V27H185ZM185 28H184V30H185ZM192 28V27H191ZM197 28V27H196ZM233 28V27H232ZM232 28H230L231 30H232ZM253 28V27H252ZM257 28V27H256ZM133 29V28H132ZM178 29V28H177ZM208 29V28H207ZM227 29V30H228ZM229 29V30H230ZM254 29V28H253ZM261 29V28H260ZM96 30V29H95ZM157 30V29H156ZM161 30H163V29H161ZM167 30H169V29H167ZM223 30V29H222ZM236 30H238V29H236ZM263 30V29H262ZM75 31V30H74ZM99 31H100V29H99ZM158 31H160L159 29H158ZM171 31V30H170ZM174 31V30H173ZM179 31V30H178ZM187 31H188V28H187ZM249 31H251V30H249ZM249 31H248V34H244L243 36H247L248 35V38H249ZM254 30H252V32H253ZM256 31V30H255ZM97 32H98V30H97ZM165 32H166V30H165ZM169 31H167V33H168ZM182 32V31H181ZM221 32H224V31H220L219 33H220V35H221ZM258 32H259V30H258ZM257 32V33H258ZM264 32V31H263ZM96 33V32H95ZM100 33V32H99ZM157 33V32H156ZM166 33V34H167ZM171 33H173V32H171ZM186 32H184V34H185ZM207 33V32H206ZM225 34L226 33H228L227 31H225L224 32ZM231 33V32H230ZM257 33H256V35H255V33L253 32V34L252 33H250V34H252L251 36H253V37H257L258 38V40L260 39V37H258L259 36V34L257 35ZM159 35H160V33H158ZM192 34V33H191ZM203 34H205V33H203ZM202 34V35H203ZM211 34V33H210ZM209 34V35H210ZM213 34H215L214 33V31L212 32V34H211V36L213 35ZM241 34H243V33H241ZM161 35H164V33L163 34H161ZM182 35H183V32H182ZM194 35V34H193ZM219 35V36H220ZM227 35V34H226ZM238 35V34H237ZM156 36H157V34H156ZM167 36H169V35H167ZM216 37H217V35H215ZM222 36H225V35H222ZM221 36V38H223ZM228 36V35H227ZM235 37H237L236 36V34L234 35ZM233 36V34H232V36L231 37H234ZM241 37H242V35H240ZM181 37V36H180ZM208 37V36H207ZM214 37V36H213ZM229 37H230V34H229ZM234 37V38H235ZM240 37V38H241ZM155 38V37H154ZM157 38V37H156ZM220 38V39H221ZM238 38V41H239V37H237ZM245 39V37H243V41L241 42L242 44H244V42H246V41H250V38L249 39ZM253 39V38H251L252 39V41H256L257 40V38L256 39ZM148 39V38H147ZM161 39V38H160ZM195 39V38H194ZM217 39L218 40H220L218 37H217ZM226 39V40H225ZM224 39V41H227V38H225ZM231 39V38H230ZM236 39V38H235ZM235 39H233V40H235ZM127 39H125L124 41H126ZM140 40V39H139ZM159 40V39H158ZM169 40V39H168ZM208 40V39H207ZM211 40V39H210ZM215 40V39H214ZM229 40V39H228ZM237 40V39H236ZM246 40V41H245ZM141 41H143V40H141ZM166 41V40H165ZM183 41V40H182ZM200 41V40H199ZM216 41V40H215ZM240 41H241V39H240ZM252 41H250V43H252ZM260 41H262V39H260L259 40V43L258 44H260ZM181 42V41H180ZM184 42V41H183ZM182 42V43H183ZM206 42H208V41H206ZM205 42V43H206ZM223 42V41H222ZM232 41H228L227 43H231ZM264 41H262L261 42V45H262V43H263ZM158 43V42H157ZM168 42H166V44H167ZM169 43H170V41H169ZM187 43L189 44V42L187 41ZM234 43H235V41H234ZM233 43V45H232V47H231V49L229 50L228 48H229V46H231V45H228V47H227V45H226V47L225 46H223V47H225V49L227 48L229 51H227V56H229L230 57V60H235V63H236V59L239 57H237V58H235L234 57V59H231L232 57L230 56V52L231 51H233L232 50V48H236V43L234 44ZM247 43V42H246ZM245 43V45H243V47L245 46L246 47V49L248 50V48L250 47V45L251 46H255V45H252V44H249V43H247L246 44ZM140 44V43H139ZM161 45L162 43H158V45ZM172 44V43H171ZM185 44V43H184ZM201 44V43H200ZM253 44H255V43H253ZM105 45V44H104ZM121 45H123V44H121ZM165 44L163 43V46H164ZM205 45V44H204ZM247 45V46H246ZM257 45V44H256ZM264 45V44H263ZM116 46H117V44H116ZM194 46V45H193ZM199 46H203V44H201V45H199ZM222 46V45H221ZM221 46L220 47H218L219 49L221 48ZM183 47H185L184 45H183ZM196 47V46H195ZM242 47V46H241ZM248 47V48H247ZM104 48V47H103ZM117 48H118V46H117ZM218 48H215V52H216V49H218ZM240 47H238L237 48V50L239 49ZM251 48V47H250ZM154 49V48H153ZM181 49H183V48H181ZM180 49V50H181ZM189 49H191V48H189ZM189 49H187V50H189ZM225 49H223V48H221V50H217V52H222L223 53V56L222 57H225V54H224V52L226 53V51H224ZM253 49V48H252ZM260 49H261V47H260ZM142 50H144V49H142ZM155 50V49H154ZM172 50V49H171ZM170 50V51H171ZM173 50H175V49H173ZM173 50H172V52H173ZM178 50H179V48H178ZM184 50V49H183ZM187 50H185V52L187 51ZM214 50V49H213ZM212 50V51H213ZM236 50V49H235ZM236 50V51H237ZM113 51V50H112ZM153 51V50H152ZM177 51V50H176ZM197 51H199V49H197ZM224 51V52H223ZM235 51V52H236ZM244 51H246V50H244ZM259 51V50H258ZM257 51V52H258ZM261 51H263V46H262V49H261ZM154 53H157V52H155V51H153ZM166 52H168V51H166ZM178 52V51H177ZM181 52V51H180ZM184 52V51H183ZM193 51H192V49H191V51H189V53H191V54H196L195 52H196V50H195V52L194 53H192ZM200 53H201V51H199ZM209 52V51H208ZM207 52V53H208ZM219 52V53H220ZM237 52H239V51H237ZM246 52H248V51H246ZM251 52V51H250ZM144 53V52H143ZM146 53V52H145ZM171 53V52H170ZM174 53V52H173ZM187 53V52H186ZM198 53V52H197ZM211 53V52H210ZM233 53V52H232ZM240 53V52H239ZM245 53V52H244ZM254 53L256 54V52H255V50H254ZM259 53V52H258ZM258 53L256 54V55H258ZM158 55L159 54H162V53H157ZM165 54V53H164ZM181 54H183V53H180V58H181ZM190 54V55H191ZM199 54V53H198ZM217 54V53H216ZM215 54V56H219L218 54L216 55ZM221 54V53H220ZM241 55H243V53H240ZM260 55L261 54H263L262 52L261 53H259ZM190 55H188V57L189 58H191V59H193L192 57H193V55H191L192 57H190ZM209 55V54H208ZM207 55V56H208ZM249 55V54H248ZM247 55V56H248ZM252 55V54H251ZM264 55V54H263ZM163 56V55H162ZM185 56V55H184ZM206 56V57H207ZM245 56H246V54H245ZM166 57H167V55H166ZM200 57V56H199ZM214 57V56H213ZM168 58V57H167ZM185 58H187V57H185ZM188 58V59H189ZM202 58V57H201ZM241 58V57H240ZM191 59H189V60H187V61H189V62H192V60ZM196 58H194V62H192V63H189V64H195V65H193V66H197L195 69L197 70L198 68H199V64L198 65H196V60H195ZM223 59V58H222ZM222 59H217L218 61H221ZM244 59V58H243ZM246 59V58H245ZM162 60H164L163 58H162ZM180 59H178V60H176L177 61V63L176 64H178L179 63V65H180V62L181 61H183V59H181V61L180 62H178ZM191 60V61H190ZM202 60V59H201ZM229 60V61H230ZM252 60V59H251ZM186 61V62H187ZM204 61V60H203ZM217 61V62H218ZM229 61H228V63H229ZM237 61H238V59H237ZM240 61V62H239ZM238 62H237V65H241V62H242V64H246L245 63V61L243 62V61H241V60H239ZM247 61H249V60H247ZM210 62V61H209ZM233 63L232 64H234V61H232ZM251 61H249V66L250 67H252L251 66V63H250ZM152 63V62H151ZM157 63V62H156ZM161 63H163V62H161ZM160 63V64H161ZM175 62H173V64H174ZM184 63V62H183ZM214 62H211V64H213ZM257 64H258V62H256ZM256 63L255 64H253V66L254 67H256ZM158 64V63H157ZM189 64H188V66H189ZM219 64V63H218ZM248 64V63H247ZM182 65H187V64H181V66ZM190 65V66H191ZM230 65H231V63H230ZM148 66V65H147ZM164 66V65H163ZM171 66V65H170ZM213 66V68H215L214 66V64L212 65ZM233 66H235V65H233ZM244 67H248V68H250L248 65H243ZM242 65L240 66V67H242V69L244 68ZM260 66H261V64L259 65L258 64V68H260ZM165 67H167V66H165ZM164 67V68H165ZM185 67H187V66H185ZM192 67V66H191ZM202 66H200V68H201ZM203 67H206V66H203ZM253 67V68H254ZM256 67V68H257ZM82 68V67H81ZM129 69H130V67H128ZM128 68H126L127 70H128ZM176 68V67H175ZM178 68V67H177ZM200 68H199V71H200ZM207 68V67H206ZM216 68H218V69H220V66L219 67H216ZM183 69V68H182ZM126 70V71H127ZM173 70H174V68H173ZM178 70H181V69H179L178 68ZM190 70H192V69H190ZM241 70V69H240ZM251 70V69H250ZM254 69H252V71H253ZM81 71V70H80ZM132 71V70H131ZM147 71V70H146ZM171 71V70H170ZM169 71V72H170ZM182 71V70H181ZM210 71V70H209ZM213 71V70H212ZM239 71V69L237 68V71L236 70H234L233 69V72H234V74H235V72H236V74H237V72ZM248 71V70H247ZM259 69H257V72H256V74H258L259 72ZM261 71H263L264 72V69H263V65H262V67H261ZM79 72V71H78ZM174 72V71H173ZM179 72L180 71H178V74H179ZM216 72H218L217 70H216ZM222 72V71H221ZM223 72H225V70H223ZM229 71L227 70V74H228V76H229V73H228ZM240 72V71H239ZM127 73V72H126ZM145 73V72H144ZM158 73V72H157ZM157 73H155V74H157ZM200 73V72H199ZM198 73V71H197V73L196 74H199ZM205 73V72H204ZM213 73V72H212ZM219 75H220V70H219ZM248 73V72H247ZM249 73H250V71H249ZM253 73V72H252ZM251 73V74H252ZM262 73V72H261ZM128 74V73H127ZM132 74V73H131ZM145 74H147V73H145ZM150 74V73H149ZM191 74V73H190ZM192 74H194V73H192ZM195 74V75H196ZM222 74V73H221ZM236 74H235V76H236ZM244 73H242V75L241 76H239V74L237 75V77H238V80H239V78H240V82H244L245 83V87L247 86L246 84H250V81L247 79V78H249V76H247V77H245L246 75L244 74ZM256 74L254 73V75H255V79L256 78H258V76L256 77ZM260 74V73H259ZM258 74V75H259ZM141 75V74H140ZM148 75V74H147ZM160 75H165V74H161L160 73ZM167 75V74H166ZM165 75V76H166ZM187 75V74H186ZM208 75H209V73H208ZM216 75V74H215ZM215 75H213V76H215ZM224 75H225V73H224ZM223 75V76H224ZM262 75V74H261ZM151 76V75H150ZM211 76V75H210ZM233 74H232V77H231V74H230V76H229V78L231 77L233 80V82L234 81H237V77L235 78V76H234V78H233ZM243 76L246 78V80L244 81L243 80ZM262 76H264V75H262ZM142 77V76H141ZM153 77V76H152ZM162 77V76H161ZM177 77V76H176ZM186 77V76H185ZM184 77V78H185ZM187 77H188V75H187ZM186 77V78H187ZM190 77V76H189ZM194 77V76H193ZM201 76L199 75L198 77L196 76V78L194 77V79H196L197 80V78H200ZM217 77V76H216ZM221 77V75L218 77V78H220ZM241 77H242V79H241ZM252 77H254V76H252ZM136 78V77H135ZM149 78H151V77H149ZM158 78H159V75H158ZM158 78H156V80L158 79ZM183 77H181L180 79H182V81L181 80H179L178 79V77H177V79L179 80H177L176 78H173L172 79V81H176V83H177V81L178 82H181V84H182V87H181V90L182 91H180V89L178 88L177 90H179V91H177V92H179V94L182 92L183 93V90H184V87L186 88L187 86H189V85H191V84H189V83H187V86H186V84H183V82H184V80L186 79H184ZM191 78V77H190ZM202 78V77H201ZM200 78V81L198 80V81H195V80H193L194 81V83L195 82H201V80H203V82H206L207 80H209V78L208 79H206V80H204L203 78L201 79ZM206 78V77H205ZM137 79V78H136ZM159 79H164L165 80V78H159ZM170 78H168V80H169ZM214 79H215V77H214ZM222 79H223V77H222ZM227 78H225V80H226ZM250 79V78H249ZM254 79V78H253ZM254 79V80H255ZM259 79H260V76H259ZM261 79H264V78H261ZM167 80V79H166ZM165 80V81H166ZM171 80V79H170ZM188 82H189V79H186ZM227 80H229V79H227ZM226 80V81H227ZM249 81L248 83H246V81ZM251 80H252V78H251ZM94 81V80H93ZM96 81V80H95ZM153 81V80H152ZM175 81H174V83H175ZM209 81H211L212 83H209L208 84V81L206 82V85L208 84L209 86H210V84H216L214 81H212V79L211 80H209ZM215 81H216V79H215ZM256 81V80H255ZM255 81H253V82H255ZM263 81V80H262ZM138 82V81H137ZM155 82V81H154ZM167 82V81H166ZM186 82V81H185ZM184 82V83H185ZM214 82V83H213ZM229 82H230V80H229ZM253 82L251 81V84H253ZM264 82V81H263ZM140 83V82H139ZM231 83V82H230ZM238 83V82H237ZM243 83V84H244ZM260 83H262L261 81H260ZM114 84V83H113ZM136 84V83H135ZM143 84H145V83H142V85ZM157 84H158V82H157ZM168 84H170L169 82L167 83V85ZM189 84V85H188ZM193 84V83H192ZM205 84V83H204ZM229 84V83H228ZM240 84H242V83H240ZM257 84H259V80H257ZM51 85V84H50ZM115 85V84H114ZM119 85V84H118ZM118 85H115V86H118ZM124 85H127V83H125ZM131 84L129 83L128 84V86H130ZM141 84H138V85H134L133 84V87L131 88H128V87H125V90H127V91H125L123 88L124 87H122V90L124 91V93H126V92H129L128 91V89H131V91H132V94L134 93V94H138V93H140V91L138 90V92L137 91H133V88L136 90L137 89V86H142ZM155 84H153V86H151V84H150V86L152 87V89H153V87H157V86H154ZM173 85V84H172ZM179 85H180V83H179ZM183 85H185V86H183ZM207 85V86H208ZM217 85H219V84H217ZM233 85V84H232ZM235 85H236V82H235ZM238 85V87H240L239 86V83L237 84ZM255 85V84H254ZM263 85V84H262ZM49 86V85H48ZM60 86V85H59ZM114 86V88H116ZM121 86H123V85H121ZM136 88H135V87ZM147 86V85H146ZM149 86V87H150ZM169 86H171V84L169 85ZM169 86H167L165 89H167L168 88V93L170 94L171 92L169 91ZM192 86V85H191ZM200 86V85H199ZM199 86H197L196 85V87L198 88V89H200L199 88ZM205 86V85H204ZM242 86V85H241ZM250 86V85H249ZM256 86H259V85H255V87ZM264 86V85H263ZM56 87V86H55ZM120 87V85L117 87V88H119ZM148 87V88H149ZM150 87V88H151ZM195 87V84L193 85V87H188L189 89L187 90V88L185 89V90H187V92H191L192 90L191 89H195L194 88ZM216 86H214V90L216 89L217 90V87L215 88ZM225 87V86H224ZM224 87H221V88H224ZM227 87H229V85H227L225 88H226V90H227ZM230 87H231V85H230ZM229 87V88H230ZM244 87V91H248L247 89H249V87H246L245 88ZM45 88L47 89V85L45 86ZM54 88V87H53ZM60 88V87H59ZM64 88V87H63ZM147 87H142V89L141 88H138V89H141V93H142V91L145 89V90H148V89H146ZM205 88V87H204ZM243 88V87H242ZM39 89V88H38ZM55 89V88H54ZM152 89H150L149 90V94L148 95H150V92H151V94L153 95V92L155 93V94H158V92H156V90L154 91H152ZM155 89V88H154ZM206 89V88H205ZM205 89H203V87H202V89H200L201 91L203 90H205ZM246 89V90H245ZM256 89L258 90H256L257 91V93H262V92H259V89L256 87ZM263 89V88H262ZM261 89V90H262ZM40 91H41V89H39ZM52 90V89H51ZM61 90V89H60ZM59 90V91H60ZM64 90H65V88H64ZM143 91V93L142 94H146V91ZM162 90V91H161ZM161 90H159V91H161L162 92V94H168L167 93V90H166V92H165V90H163V89H161ZM171 90V89H170ZM173 90L174 89H172L171 91L173 92ZM184 90V91H185ZM215 90V91H216ZM219 90H221L220 88H218V91ZM225 89H224V91H226ZM233 92H231V93H233L234 95V98H237V103H239V111H237L236 109H234L233 107H231V105L229 104L228 105V102H226V103H224L222 100V102L224 103V104H226V107H228V108H225V110L226 109H228V110H230L231 109V111L234 109V111H233V114H234V112H235V114H236V117L238 118V116H240L241 118H243L242 116H241V114L239 115L238 114V112L239 113H241L242 111V115H244V114H249V115H251V113H248V110L250 109L251 110V112H252V110L253 109H251V108H253V106L252 107H250L252 104L254 105V102H255V100H253L252 102H251V100H249L250 102H251V104L249 103V101H248V103L249 104H247V101L244 103V101L245 100H242V99H239L238 97H236L237 95L234 93L235 91H234V89H231ZM231 90H227L226 91V94L228 95V93L231 91ZM254 90H255V88H254ZM63 91V90H62ZM67 91V89L65 90V92ZM131 91H130V93H131ZM158 91V90H157ZM175 91V90H174ZM217 91V92H218ZM224 91H221V92H224ZM229 91V92H228ZM53 92V91H52ZM136 92V93H135ZM145 92V93H144ZM176 92V91H175ZM176 92V93H177ZM186 92V93H187ZM188 93V94H192V96H193V93ZM207 92H209L208 90H207ZM228 92V93H227ZM237 92V91H236ZM251 92H252V90H251ZM40 93V92H39ZM43 93V92H42ZM41 93V94H42ZM46 93V92H45ZM45 93H43V94H45ZM48 93V92H47ZM47 93H46V96H47ZM64 93V92H63ZM63 93L61 94V95H63ZM122 93V92H121ZM141 93H140V95H141ZM176 93H174V94H176ZM185 93V92H184ZM185 93V94H186ZM219 93V92H218ZM225 93V92H224ZM246 93V92H245ZM42 94V95H43ZM128 94V93H127ZM127 94L125 95V96H123V94H122V96L120 95V97H122L121 99H123V98H125L126 97V99L125 100H127ZM131 94V95H132ZM155 94H154V96H155ZM161 94V93H160ZM159 94V96H162V95H160ZM173 94V98H175V100L176 99H180V98H176V97H174V96H177V95H174ZM178 94V93H177ZM185 94H183L184 96H185ZM198 94V93H197ZM196 94V95H197ZM201 94H203L202 92L200 93V95ZM238 95H239V93H237ZM248 94V96L249 97H247L248 99L251 97H255V95L254 96H250L251 94H249V93H247ZM247 94H245L246 96H247ZM252 94H253V92H252ZM49 96H53V94L51 93V94H48ZM57 95H58V93H56V96H55V99H56V101H57ZM60 95V94H59ZM60 95V96H61ZM129 96H130V94H128ZM147 95V94H146ZM172 95V94H171ZM213 95V94H212ZM244 95V96H245ZM48 96V97H49ZM51 96V97H52ZM153 96V97H154ZM164 96V95H163ZM162 96V97H163ZM180 96V95H179ZM189 97V95H186V97ZM191 96V97H192ZM201 96H203V95H201ZM211 96V95H210ZM216 96H217V93H216ZM215 96V97H216ZM225 96V95H224ZM233 96H230L229 97V99H233ZM242 96V95H241ZM245 96V97H246ZM259 96V95H258ZM260 96H262V95H260ZM50 97V99H53V98H51ZM64 97V96H63ZM132 97H134L135 99H136V97L133 95ZM131 97V99H133ZM138 98V100H133L135 103L138 101V102H140L141 100V98H142V96H141V98H139V96H137ZM155 97H158V95H156ZM162 97H159V98H162ZM164 97H167L166 95L164 96ZM163 97V98H164ZM169 97H171V99H173L172 98V96H168L166 99H168ZM186 97L185 98H183L182 97V99H185L186 100ZM187 97V98H188ZM204 97V96H203ZM214 97V96H213ZM215 97H214V99H215ZM244 97V98H245ZM116 98V97H115ZM119 98V97H118ZM129 98V100H131L130 99V97H128ZM206 98V97H205ZM205 98H203V100H202V102L204 101V99ZM217 99L219 98V96L218 97H216ZM225 99L227 98V96H225L224 97ZM242 98H243V96H242ZM258 98V97H257ZM120 99V98H119ZM144 99H145V97H144ZM198 99H200V101H201V98H199L198 97ZM197 99V100H198ZM211 99V98H210ZM229 100V101H234L235 100V102H236V99H233V100ZM255 99V98H254ZM259 99V98H258ZM54 100V99H53ZM62 100V99H61ZM66 100V99H65ZM118 100V99H117ZM124 100V99H123ZM129 100H128V102H129ZM140 100V101H139ZM163 100V99H162ZM185 100H183L182 102H184ZM216 100V99H215ZM214 100V103L217 105V103H216V101ZM220 100V99H219ZM218 100V101H219ZM227 101H228V99H226ZM242 100V104L240 105V101ZM114 101H116V100H114ZM114 101H112V102H114ZM132 101V100H131ZM131 101H130V103H131ZM132 101V104L133 105H135L134 104V102ZM206 101H208L207 100V98H206ZM205 101V102H206ZM211 101H213V100H211ZM239 101V102H238ZM55 102V101H54ZM67 102V101H66ZM112 102H111V104H112ZM125 102V101H124ZM122 100H121V103L123 104V105H125L124 106V108H125V110L127 109L128 111H130V107L131 106H133V105H130V107L128 108L126 105L128 104V106H129V103H127V104H125ZM145 102L147 103L146 105H144L145 104ZM144 102V104H143V99H142V104H143V106H148L149 104L148 103H151L149 100L147 101H145ZM168 102L170 103V100H168ZM180 102V101H179ZM179 102H178V100H177V102L175 101V103H177L176 105L177 106H179V107H181L182 108V105L180 106V105H178L179 104ZM198 102H199V100H198ZM209 102V101H208ZM207 102V103H208ZM235 102H233V103H235ZM56 103V102H55ZM163 103H165V101L163 102ZM163 103L161 104V106L163 105ZM172 103V102H171ZM171 103H170V105L166 102L165 104H164V106L163 107H165L166 106V104H168V106H169V108L171 107H173V108H175V110H176V112H179V111H177V109L178 110H180V108L179 107H175L174 105H172L171 106ZM173 103H174V101H173ZM172 103V104H173ZM174 103V104H175ZM214 103H209L208 105H210L211 107H209L206 103H205V108L208 106V108H213L214 107ZM115 104H116V102H115ZM140 104V107H143V106H141V103H138V104H136V105H139ZM152 104V103H151ZM150 104V106H152ZM181 104V103H180ZM201 104V103H200ZM200 104L199 105H197L196 107H195V109L196 108H199V107H201L200 106ZM219 104H220V101H219ZM243 104H245V105H243ZM207 105V106H206ZM221 105H223L222 103H221ZM246 105L247 106H249V109H248V107H246ZM41 106V105H40ZM40 106L39 105H37V107H39V109L41 110V109H43V108H40ZM90 106V105H89ZM108 106H109V104L107 105V106H105L108 110L110 109V111L112 110V108H113V106L112 105H110L112 108H108ZM118 106H121V105H117L116 107H118ZM159 107H160V105H158ZM199 106V107H198ZM203 107H201V108H203V110L205 109L204 108V105H202ZM240 106H245V107H240ZM36 107V106H35ZM58 107L59 106H57V107H55L56 108V110L57 111H61L62 109H58ZM70 107V106H69ZM75 107V106H74ZM73 107V108H74ZM91 107V106H90ZM134 107V106H133ZM133 107H132V110H133ZM144 107V108H145ZM149 107V106H148ZM148 107H146L145 109L146 110H148L147 108ZM153 107V106H152ZM156 107H157V105H156ZM194 107H193V105H192V110L194 109ZM216 107H219V106H216ZM237 107V106H236ZM255 107V106H254ZM25 109L27 108V107H24ZM52 108H54V107H52ZM54 108V109H55ZM59 108H61V107H59ZM73 108H71V110L70 111H73L72 109ZM87 108V110H90V109H88V107H85V108H83L82 110L85 112L86 110H84V109H86ZM102 107H100V109H101ZM122 108V109H121ZM137 109V106H135L134 107V109ZM154 108V107H153ZM169 108H166V110L167 109H169ZM170 108V109H171ZM207 108V109H208ZM233 108V109H232ZM241 108V109H240ZM244 108H247V112H246V110L244 109ZM0 109H1V107H0ZM3 109V108H2ZM6 109V108H5ZM5 109H3L2 111H1V113L2 112H5L6 110ZM34 109H37V111L39 112V109L38 108H33V110ZM53 109V110H54ZM79 109V110H78ZM103 110H104V112H103V114H105V111H106V109L105 108H102ZM115 109V108H114ZM114 109L112 110L113 112H116V111H114ZM120 109L121 110H117V111H119L120 112V114L123 112V106H121L120 107ZM141 109V108H140ZM158 109V108H157ZM157 109H155L154 111H156ZM160 109V108H159ZM158 109V110H159ZM169 109V110H170ZM182 109H184V108H182ZM181 109V110H182ZM194 109V110H195ZM210 109H209V111H208V113H210L211 111V113H210V115H211V117L213 118V120L214 119H218L217 118V115L215 114V110H217V109H211V111H210ZM221 109H223V108H221ZM245 110V112H244V110ZM75 110V109H74ZM80 111V108L78 107L77 108V111H80V112H78V113H80L79 115V117H78V119H79V121H81L80 120V117H82V119H84V114H86V113H83V114H81V112H83V111ZM97 110H99V108H97ZM97 110H94L95 112L97 111ZM102 110V111H103ZM124 110V111H125ZM157 110V111H158ZM164 110V109H163ZM168 110V112L166 113L165 111H162V109L160 110V114H162L161 112H163V115L165 114V115H173L174 114V118H175V110L174 111H172V110H170V111H172L173 112V114H172V112L171 113H169L170 111ZM180 110V111H181ZM185 110V109H184ZM188 110H189V112L191 111L192 112V110H191V108H188ZM193 110V112H192V116H191V118L193 117H195V115H198L197 116V118H200L201 120H202V118H204V116H206L207 114H205V115H203V112H202V114L201 113H195V111ZM219 110L220 109H218L217 111L218 112H216V113H219ZM236 110V111H235ZM22 111H24V109L22 108ZM76 111V110H75ZM76 111V112H77ZM94 111L92 112V110L90 111V112H92V114H93V117L94 118H96L97 117V115H94ZM109 111V112H110ZM122 111V112H121ZM137 112H139L138 110H136ZM136 111H132V113H131V115H130V117L131 118H133V116L132 115H134V114H137V112ZM143 111H145V110H143ZM142 111V112H143ZM149 111L151 112H146L145 111V113H144V115H143V113L141 114V117L139 118V120H137V121H135V122H133L131 125H133L132 127H133V135H130L129 136V134H128V136L129 137H127V141L126 142H123V143H125V146L127 145V147H129V150L130 151H128V153H132L131 155L132 156H128V155H126L125 156V158L128 156V157H131L130 158V160H128V162H131L132 161V165H134V164H136L135 166H137V169L139 168L140 169V171L138 170L137 171V169H136V167H135V169H136V171L135 170H133V169H131L130 168V170H128L129 168L128 167H130V165L128 166V164H126L127 162H125L124 161V158H123V155L124 154H122V152H121V150L120 149H124V147H122L123 145H120L121 144V140L123 141V140H125V139H122L121 138V140L119 139V141L117 142V146H118V144L120 145V147H119V149L118 150H120L119 152L118 151H116L115 149L113 150L112 149V146L111 147H109V151H108V148H107V146H105L107 149V152L106 153H110L111 151L113 152V153H116V154H119L118 155V157H117V159L119 160V161H117V159H115V162H113L114 161V159H113V161H112V164L111 165H109V166H112V167H114L115 169H116V167L118 166V164L117 163H119V165H121V166H119L120 167V169L119 170H116V174H115V172L113 171V170H115V169H113L112 167H110L109 168V166H106L107 165V163L105 164L104 163V161L106 160V159H100L104 164H105V166L106 167H108L107 168V170H106V173H105V168H104V170L102 171V172H104L103 174H101L102 172H101V169H100V175L102 176V177H100L99 178V174L98 175H96V173H94V174H92V175H94V176H91V173L89 174V172H90V170H89V172H88V174L90 175V176H88V174H87V177L86 178H88L89 177V179L91 180V178L90 177H94L93 179H94V181L92 180V181H90L89 179H85V176H84V178L82 179H78L77 180V178H80L81 176L79 175V172H78V175H76V179L74 178V179H68L69 178V175H67L66 177H67V179L70 181H74L75 183H79L78 184V186L80 187V184L82 185V186H84V187H82L81 189H82V191L87 195V196H85L86 198L87 197H89L90 198V200L88 199V201L90 202V201H92V203H91V205H87L86 204V200H84V199H82V201H85L84 203H83V205H82V203H80V202H82V201H80V202H78L79 204L78 205H80V208H78L77 207V205L75 206L74 204V206L76 207V208H78V211H75V212H79V210L81 211L80 213H83V215H81V217H80V219H78L77 221L76 220H72V217H70V214L68 213V216H67V213H66V216H67V218L65 217V219H66V221L67 222H61V220H58V219H54V217L53 218H49V220L48 219H46L47 221H49L48 223H50V227H51V229L53 230V234L52 233H48L47 235H49V234H52V237H48L47 239H46V236H45V233L47 232L46 230H45V223H46V220H44V222H43V224H42V226H41V228L38 226V228H39V230H45L44 231V234H41L39 231H38V228L35 230V232H39L40 233V235H42L43 236V238H44V236H45V238L44 239H42L41 241H42V243H41V241H40V246H41V244H43L44 245V247L43 248H46V250L47 251H50V253L51 252H53V254H54V257H57V256H60V252L62 251V249H63V253L62 254H66L65 252H68V254L69 253H71L72 252V248H66V247H70V246H73L74 248L73 249H75V248H77V245L79 244L80 246H78L81 250H82V248L85 250V252H84V250L82 251V256L83 255H86V257H85V259H84V257H83V259L81 258V251L80 252H78V250H79V248H77V254H79L80 255V258L82 259V260H84L85 261V263H83V264H264V198L262 199V198H260V196H263L264 195V191L263 192H261L262 191V189L260 188V190L261 191H259L258 192V190H256L255 188L256 187H260V184H261V187H263L264 186V182L262 183L261 181H263L262 179V176H264L263 175V168H264V164H262L261 162H258L260 159H258L259 157L256 155V151L254 152V150H252L251 152H250V155L252 154H254L253 155V157H250L249 155V158L250 159H256L257 160V164H259V163H261V164H259L258 165V167L261 165L262 166V168H258L257 166H256V164H255V161H252L251 160V162L253 163V165L254 166H252V163L251 164H249V166H250V168H251V166L253 167L252 168V170L251 171H248V169L246 168V167H248L247 165L248 164H246V163H244L243 162V160L242 159H245V155H243L242 157L243 158H241V152H240V150H239V146L240 145H236V143H238L240 140V137H238L239 135H241L242 134V137H246L247 135H246V133L245 132H247V131H245L244 133L245 134H243V133H241V130H239V129H243V127L245 128V127H247V124L249 125V123H248V121H247V119L245 120V121H247V122H244L245 123V125L243 126V121H239V122H242V124L241 123H239V122H237L234 118H233V120L232 119H230V120H232V121H230V122H232V123H234L235 124V122H233L234 120L237 122L235 125H237V126H240V125H242V126H240V128L239 127H237L238 128V130H239V134L237 135L235 132V130L236 129H232V130H234L235 132H233V133H235L236 134V137H233V135L235 136V134H233L232 133V130H231V128H230V126L231 125H233L232 123H229V121L227 122V124L229 123L230 124V126H229V124H228V127L230 128V134H229V140H230V138H231V136L233 137V139H236L237 137H238V139L237 140H239V141H237L236 142V140L234 141V140H232V145H233V147L232 148H234V149H232L234 152H231V149L230 150H228V151H224L223 150V145L220 147L221 149H218V150H216V149H214V150H212V151H210V153L208 152L209 150H210V148H209V144L215 139V137H216V134L215 133H219V131L220 130H224V128H223V126L224 127H226L225 126V123L226 122H224L223 124H222V122H221V125H223V126H221V128H223V129H220L219 127L220 126H217V124L218 123H215V120H214V122L213 123H215V127L216 128H214V126H212V127H210V125H213L212 124V121H211V119H210V121H211V123H210V125L208 124V123H203V122H207V121H209V119L208 118H206L207 116H209V114L205 117L206 119H204L203 121H201L200 119L198 120V121H200V123H202V125H197V123H194L193 122V120L191 121L190 119H188L187 117L189 116H187L186 117V113L188 112L187 110H185V111H183L182 113L181 112H179V113H181V114H185V115H181L180 117L181 118H183V122L185 121L186 123H188L187 121L189 120V122L190 123H192L193 125L194 124H196L197 125V127H198V130H200V132H201V134H199L198 135V133H199V131H198V133H197V135H198V139L197 138H195V139H197V141H193V140H195L194 138H193V140H192V142H194V144H191V145H189L190 143H189V141H191V138H192V136H191V133H190V136H191V138H190V136L187 138V136L185 137L186 139H185V141H188V142H184V136L187 134V132H185L188 128H186V127H183V128H186V129H184L183 131H184V133H183V131H182V127H180V125L181 126H183V122L182 121H179V123L180 122H182L180 125H179V123H178V126H177V122H178V116H177V114H176V117L178 118L177 119V122H176V125H174V126H177V127H180V128H177V127H171V129L173 130V131H175V132H177V133H180V134H176L175 132H172V130H171V132H172V134L171 135H173V133H175V135L174 136H170V137H172V138H169V136H168V134L170 135V131H168L169 129H168V127L169 126H167V125H169L170 123H167L168 122V120H171L170 119V117H169V119H167V121L165 120V122H164V120H160L159 121V118H155L156 119V121H155V119L154 118H152V115L151 114H153V111L151 110V108L149 109ZM223 111V110H222ZM9 112V111H8ZM7 111L5 112V114L7 113V115L9 116V117H11V119H13V120H15L16 121V118L14 119V118H12V116H10L12 113H8ZM24 112H26V111H24ZM24 112H23V114H24ZM38 112H36L35 111V113H38ZM62 112V111H61ZM60 112V113H61ZM74 112V111H73ZM75 112V113H76ZM89 112V113H90ZM108 112V111H107ZM165 112V113H164ZM186 112V113H185ZM221 112V111H220ZM227 112V111H226ZM237 112V113H236ZM32 113V112H31ZM74 113V114H75ZM78 113H76L75 115H72V116H78ZM118 113V112H117ZM116 113V114H117ZM158 113V114H159ZM179 113H178V115H179ZM193 113H195V115L193 116ZM228 113H229V115L231 116L232 114V112H229L228 111ZM28 114V113H27ZM41 114V113H40ZM48 113H46V115H47ZM99 114V113H98ZM106 114H108V113H106ZM105 114V115H106ZM112 114V113H111ZM114 114V113H113ZM115 114V116H117ZM125 114V113H124ZM140 114V113H139ZM200 114V115H199ZM223 114H225V113H219V116H221V115H223ZM19 115H21L20 117H19V119L22 117V114H19ZM33 115H34V112H33ZM44 115H45V111H44ZM122 115V117L124 118V116H123V114H121ZM129 114L128 113H126V116H128ZM143 115V116H142ZM151 115V116H150ZM155 115V114H154ZM163 115H162V117H163ZM203 115V116H202ZM227 116H228V114H226ZM248 115V116H249ZM1 116H2V114H1ZM18 116V115H17ZM25 116V115H24ZM37 116V115H36ZM40 116V115H39ZM49 115H47L46 117H48ZM71 116V117H72ZM85 116H88V115H85ZM96 116V117H95ZM109 116H112V115H109ZM114 116V115H113ZM135 116V115H134ZM186 117V120H185V117ZM190 116H189V118H190ZM224 116V115H223ZM226 116V117H227ZM230 116H228V117H230ZM233 116H235V115H232L231 117H233ZM42 117V116H41ZM55 117V116H54ZM136 117V116H135ZM134 117V118H135ZM165 117H167V116H165ZM165 117H163V119H165ZM172 117V119H173V116H171ZM222 117V116H221ZM220 117V118H221ZM230 117V118H231ZM239 117V118H240ZM244 117H245V115H244ZM24 118H26V117H24ZM23 118V119H24ZM35 118H38V116L37 117H35ZM52 117L51 116H49V119H50V121L49 122H51L52 121V119H51ZM116 118H118V116L116 117ZM122 118V119H123ZM128 118V117H127ZM154 119V121L152 122V119ZM168 118V117H167ZM210 118V117H209ZM224 118H225V116H224ZM224 118H221L222 120L224 119ZM239 118H238V120H239ZM251 118H252V116H250V118H248V120L250 119L251 120ZM11 119H9L10 121H9V123L12 121ZM19 119H17V121L15 122V121H13V122H15V123H17V125L16 126H18V120ZM22 119V120H23ZM40 119H42V118H40ZM92 119V118H91ZM126 119V118H125ZM125 119H124V121H125ZM226 119V118H225ZM46 120V121H47ZM53 120H56L55 118L53 119ZM96 120V119H95ZM118 120V119H117ZM127 120H129V118L128 119H126V121ZM158 120V121H157ZM174 120V119H173ZM173 120H171V121H173ZM228 120V119H227ZM242 120V119H241ZM21 121V120H20ZM45 121V120H44ZM45 121V124H47V123H49L48 121L46 122ZM85 121V120H84ZM97 121V120H96ZM96 121H92V124L94 125L95 123H96ZM105 121V120H104ZM103 121V122H104ZM120 122H122V120H119ZM119 121H117V122H119ZM170 121V122H171ZM176 121V120H175ZM221 120H218V122H220ZM2 122V121H1ZM4 122V124L3 123H1V128H2V126L4 127V125L6 124L5 123V121H3ZM6 122H8L7 120H6ZM24 122L26 123L27 122V119H26V121L24 120ZM75 122V121H74ZM82 122V121H81ZM87 122V121H86ZM90 122H91V120H90ZM90 122H89V125H90ZM106 122L108 123V121L106 120ZM105 122V123H106ZM109 122H110V120H109ZM111 122H113V123H115V125H116V123L117 122H114V121H112L111 120ZM157 122H159V123H157ZM196 122V121H195ZM251 122H252V120H251ZM37 123V122H36ZM53 122H51V123H49L48 125H50V124H52ZM73 123V122H72ZM76 123V122H75ZM75 123H73V124H75ZM78 123V122H77ZM124 123H126V122H122V123H118V124H120L119 126H117L116 125V127L120 130L124 125ZM172 123V122H171ZM175 123V122H174ZM173 123V124H174ZM185 123V124H186ZM8 124V123H7ZM33 124V126L32 127H35V128H37L38 126H41V129H42V126L44 127V126H46V125H44V123H43V125L41 124H38L37 123V125L38 126H34V122L32 123ZM31 124V125H32ZM55 123H53V125H54ZM85 124V123H84ZM92 124H91V126L90 127H92L93 128V126H92ZM122 124V125H121ZM172 124V125H173ZM9 125V124H8ZM10 125H12V123L10 124ZM14 125V126H15ZM25 125V127H28L27 126V124H24ZM24 125L23 126H18V127H20L18 130H22V129H24V128H22V127H24ZM31 125H30V127H31ZM48 125H47V127L46 128H50V127H48ZM68 125H70V124H68ZM77 125H79V123L78 124H76V126ZM131 125H127V126H129V127H131ZM172 125H170V126H172ZM192 125V126H193ZM196 125H194V128L195 129H197L195 126ZM218 125H220V124H218ZM7 126V125H6ZM13 126V125H12ZM70 126H72V125H70ZM80 126V125H79ZM82 126H84V125H82ZM86 126V127H85ZM84 127L85 128H87V125H85ZM126 126V125H125ZM124 126V127H125ZM126 126V127H127ZM201 128H200V127ZM69 127V126H68ZM83 127V128H84ZM96 127V126H95ZM94 127V128H95ZM189 127V126H188ZM191 127V126H190ZM220 129H218V128ZM11 128V127H10ZM51 128H53V126H51ZM50 128V129H51ZM73 128V127H72ZM78 128V127H77ZM80 128V127H79ZM79 128H78V130H79ZM85 128L83 129V130H85ZM91 128V129H92ZM128 128V127H127ZM127 128L126 129H124L125 130V132L123 131L122 133H126L127 134V132H126V130H127ZM181 129L180 131L178 130V131H176L177 129ZM232 128H234V127H232ZM5 129V128H4ZM4 129L2 128V131H4ZM7 130H6V133H8L11 137H13L11 134H13L15 137H17L16 136V133L17 132H19V131H17L16 133H14L13 131H12V129L10 130L9 129V127L8 128H6ZM12 131V132H7V131ZM13 129H16V127L15 128H13ZM25 129H27V128H25ZM28 129H29V127H28ZM27 129V130H28ZM39 129V128H38ZM82 128H80V130H81ZM191 130H193L194 131V129H193V127H191L190 128ZM217 129V130H216ZM226 129V131L228 132V128H225ZM27 130H25V132L27 133V134H25L26 136L28 135V132H27ZM30 130V129H29ZM35 130V129H34ZM52 130V129H51ZM67 130V129H66ZM76 130V129H75ZM82 130V131H83ZM88 130V129H87ZM87 130H85V131H87ZM123 130V129H122ZM130 130V129H129ZM128 130V131H129ZM189 130V129H188ZM24 131V130H23ZM63 131V130H62ZM65 131V130H64ZM84 131V134L86 133L87 134V132H85ZM92 133L95 131V129H94V131H92V130H90ZM89 131V132H90ZM217 131V132H216ZM25 132H21L23 135H24V133ZM59 132V134H60V136L58 135V137H61V136H64V138L63 137H61V138H63V139H65L66 137V134H67V136H69L70 134H68L69 132H64L65 133V135L64 134H61L60 132L61 131H58ZM58 132H57V134H58ZM74 132V131H73ZM88 132V133H89ZM90 132V133H91ZM98 132V131H97ZM96 131H95V133H97ZM191 132V131H190ZM196 132V131H195ZM222 132V131H221ZM242 132H243V130H242ZM4 133V132H3ZM6 133H4L3 134V136L6 134ZM43 133V132H42ZM46 133V132H45ZM45 133H44V135H45ZM63 133V132H62ZM94 133V134H95ZM122 133H120V137H121V135H124V134H122ZM132 133H130V134H132ZM181 133H183V135L181 134ZM193 133V132H192ZM229 133V132H228ZM227 133V134H228ZM231 133L233 134V135H231ZM8 134H6L5 135V137L6 136H8ZM18 134V133H17ZM21 134V135H22ZM34 134H36V136H37V134L38 133H35L34 132ZM41 134V133H40ZM52 134H54V133H52ZM71 134H73V133H71ZM74 134H76V133H74ZM93 134V136L94 137H96V136H98V135H94ZM125 134V135H126ZM194 134V133H193ZM225 134V135H224ZM224 134H222L221 136H222V138L223 137H225L226 139H228V135L224 132ZM19 135V134H18ZM25 135H24V137H25ZM55 135H56V133H55ZM89 135H91V134H89ZM89 135H85V136H83L84 137V139L86 140L87 138L89 139V138H91V140L92 139H95V138H92V137H90ZM135 135V136H134ZM153 135V136H152ZM176 135H181L182 136V138H180L181 136H179V138L177 137V139H175V136ZM243 135H245V136H243ZM20 136V135H19ZM18 136V137H19ZM33 136H35V135H33ZM41 136H43V135H41ZM57 136V135H56ZM55 136V137H56ZM86 136H88V137H86ZM133 136H134V138H133ZM157 137V139H156V137ZM193 136H195V135H193ZM227 136V137H226ZM10 137V138H11ZM15 137H13V138H15ZM23 139H25V140H28L27 139V137L26 138H24L23 136H21ZM20 137V139H19V142H20V140L21 141H24L22 138ZM30 137V136H29ZM132 137V138H131ZM154 137H155V139H154ZM168 137V140H169V143H171L172 144V146H170L169 145V143H168V140L166 139ZM174 137V138H173ZM195 137H197V136H195ZM1 138H4V137H1ZM9 138V137H8ZM8 138H7V142H9L8 141ZM34 138H36V137H34ZM39 138V137H38ZM38 138H36L35 139V143L37 142L36 140L38 139ZM45 138V137H44ZM57 138V137H56ZM60 138V139H61ZM98 138V137H97ZM95 139L96 141H98L99 139ZM99 138H100V136H99ZM103 138H107V137H101V139L100 140H102L103 141ZM124 138V137H123ZM128 138H131V139H128ZM225 138H224V140H225ZM12 139V138H11ZM46 139V138H45ZM48 139H49V137H48ZM58 139V138H57ZM56 139V140H57ZM76 139V138H75ZM74 139V140H75ZM83 139V138H82ZM171 139H175V142L177 143V140L179 139V141H182V142H184L185 143V145H186V147H187V152H186V148H184L185 147V145L182 143V142H180L181 143V145H182V148L179 146V144L180 143H177V148H176V143H172L170 140ZM181 139V140H180ZM245 139H247V138H245ZM5 140V139H4ZM13 140V139H12ZM11 140V141H12ZM68 140L69 139H65V141H67L68 142ZM73 140V141H74ZM76 140H78V139H76ZM95 140H92V141H95ZM156 140V141H155ZM165 140H167V141H165ZM229 140H227V142H225V143H227L228 144V147H230V144H231V142H229ZM244 140V139H243ZM248 140V139H247ZM247 140L246 141H244V143H246V144H248V142H247ZM14 141H16V139L14 140ZM44 141V140H43ZM48 141V140H47ZM64 141V140H63ZM64 141V142H65ZM87 141V140H86ZM85 141V144L87 143ZM90 141V140H89ZM89 141H88V145L87 146H90V145H92V144H99L100 146H101V143H103V142H101V143H99V141L97 142V143H90V145H89ZM107 141H108V143L109 144H115L116 142H111L110 143V139L108 140L107 139ZM114 141H117V140H114ZM165 141V142H164ZM226 141V140H225ZM231 141V140H230ZM242 141V140H241ZM25 142V144L27 143L26 141H24ZM29 142V141H28ZM40 142H41V140H40ZM46 142V141H45ZM45 142H44V144H45ZM61 142V141H60ZM60 142H59V144H60ZM166 142H167V144H166ZM229 142V143H228ZM243 142V141H242ZM16 143V142H15ZM30 143H32L31 141H30ZM63 143V142H62ZM66 143V142H65ZM76 143V142H75ZM106 145H109V144H107L106 142H104ZM189 143V144H188ZM213 143V142H212ZM211 143V144H212ZM224 143V145H226L227 146V144H225ZM8 144H10V143H8ZM19 145L20 144H24V143H18ZM39 146H40V144L39 143H37ZM37 144H35V145H37ZM47 144V143H46ZM56 144H57V142H56ZM85 144L83 145V146H85ZM175 145V148H176V152L177 153H175V151L173 152L172 151V153L174 154V155H172L171 153V155H170V158H169V152H170V149H173V148H170V147H173L174 145ZM215 143H213V145H214ZM243 144V143H242ZM37 145V146H38ZM61 145V144H60ZM78 145V144H77ZM96 145H93L94 147L96 146ZM169 145V146H168ZM212 145V146H213ZM216 145V144H215ZM231 145V146H232ZM68 145H65L64 147H66V149L64 150V152H65V154L64 155H66L67 153H70L69 152V150H67V147ZM73 146V145H72ZM71 146V147H72ZM103 146V145H102ZM113 146H116V145H113ZM191 148H189V147ZM195 146V147H194ZM245 146V145H244ZM49 147H51V145L49 146ZM93 147V148H94ZM98 147V146H97ZM104 147V148H105ZM118 147H115V148H118ZM122 147V148H121ZM214 148L216 147V146H213ZM225 147V146H224ZM46 147L44 146V149H45ZM48 148V147H47ZM51 148H53V147H51ZM56 148H58V146L56 147ZM56 148H54V149H56ZM89 148V147H88ZM104 148H102L104 151H105V149ZM111 148V149H110ZM114 148V147H113ZM189 148V149H188ZM193 148H194V150H193ZM240 148H241V146H240ZM245 148H247V147H245ZM42 150H43V148H41ZM71 150L73 149V148H70ZM90 149V148H89ZM128 149V148H127ZM179 151H178V150ZM202 149H207V150H205V151H207V152H205L204 150H202ZM226 149V148H225ZM237 149V150H236ZM248 149H252L251 148V146L249 147L248 146ZM248 149H247V151H248ZM47 150V149H46ZM53 150V149H52ZM63 149H59V151L61 152ZM70 150V151H71ZM76 150V149H75ZM87 150V149H86ZM126 150V148L124 149V151ZM174 150V149H173ZM192 150V151H191ZM196 150V151H195ZM215 150L217 151V152H215ZM219 150L221 151V150H223V151H221V152H219ZM45 151V150H44ZM48 153H49V151H50V153L52 154V152H51V150H49V148H48ZM57 151V150H56ZM55 151V152H56ZM94 150H92V152H93ZM182 152V154L184 155V157L186 158H183V155L182 156H180V155H178L179 156V158H177L178 159V161H180L181 159L182 160H184V162L187 160V162H183V163H181L180 162V165L182 164L183 165V167H185L187 164L189 165V167H188V165H187V169H184V170H186L187 172H185V171H183V172H179L178 173V171L175 173V174H177L176 175V177H175V174H174V172L173 173H171V175H174V179H175V181H173V183L171 182L170 184H172V186L167 182V181H169V174H170V172H171V168H173L176 164H178V162L177 161H174V157L176 156L177 157V154H179V152ZM72 152H74V150H72ZM77 152V151H76ZM81 152V151H80ZM87 152V151H86ZM85 152V153H86ZM89 152V151H88ZM126 152H127V150H126ZM180 152V153H181ZM192 154H191V153ZM201 152V153H200ZM212 152V153H211ZM219 152V153H218ZM29 153V152H28ZM27 153V154H28ZM47 153V152H46ZM49 153V154H50ZM82 153V152H81ZM81 153H79V155L81 156L82 154ZM190 153V154H189ZM213 153H215V156H211V154L212 155H214ZM23 154V153H22ZM49 155L50 157L52 156V155ZM71 154V153H70ZM74 154V153H73ZM87 154V153H86ZM95 154V153H94ZM94 154H90V160H91V155L93 156ZM126 154V153H125ZM187 154V155H186ZM216 154H217V156H216ZM24 155V154H23ZM57 155V154H56ZM56 155H55V157H56ZM61 155H62V157H63V154L61 153ZM68 155V157H69V154H67ZM72 155V154H71ZM89 155V154H88ZM109 155V154H108ZM112 154H110L109 156H111ZM114 155V154H113ZM188 155H190V156H188ZM258 157V158H256V156ZM79 156V157H80ZM117 156V155H116ZM188 156V157H187ZM27 157V156H26ZM50 157H49V160H47V161H52V159H50ZM106 157H108V156H106ZM176 157H175V159H176ZM182 157V158H181ZM190 157V159H192V164H191V161L189 160V162L190 163H188V158ZM12 158V157H11ZM10 157L7 159V160H9V159H11ZM30 159L31 158V156L29 157H27L26 159H24V161L25 160H27V159ZM59 158V157H58ZM58 158H56V160L54 161V163L58 160ZM61 158V157H60ZM66 158V157H65ZM64 158V159H65ZM84 159H86L85 157H83ZM93 158V157H92ZM99 158V157H98ZM113 158H114V156H113ZM116 158V157H115ZM173 159V161H174V163H176V164H173V161H171L172 159ZM37 159V158H36ZM41 159V158H40ZM63 159V160H64ZM77 159V158H76ZM84 159H79L81 162H83L82 160H84ZM108 159V158H107ZM120 159H122L123 160V162H125V164L128 166L127 167V169L124 171L123 170V168H122V165L124 164H121L122 163V161H120ZM176 159V160H177ZM180 159V160H179ZM220 160L219 162V164L218 165H220L221 163H223L224 164V167L223 168H220L221 170H223L222 172H220V170L219 169H217V168H219V167H221V165L220 166H218L216 163H215V161L216 160ZM21 160L23 161V159H22V157H21ZM46 160V159H45ZM60 161H61V159H59ZM58 160V161H59ZM62 160V161H63ZM69 160V159H68ZM71 161L69 162H67V159H66V163H69V165H70V163L71 162H73L72 161V158L70 159ZM104 160V161H103ZM111 160V159H110ZM181 160V161H182ZM32 161V160H31ZM37 161H39V162H37ZM50 161V162H51ZM80 161H78V162H80ZM86 160H84V162H85ZM89 161V160H88ZM87 161V163H90V162H88ZM126 161H127V159H126ZM261 161V160H260ZM0 162H2L1 160H0ZM8 162V161H7ZM14 162H16V161H14ZM14 162H11V163H14ZM33 162V164H35L36 163V165L35 166H37V164L39 163L40 165H41V163H42V160H36L35 162H34V160L32 161ZM32 162H30L29 161V163H32ZM46 164H48V162H46V161H44ZM64 163H63V165H65L66 163H65V160L63 161ZM74 162H76V160L74 161ZM74 162H73V164H74ZM77 162V163H78ZM80 162V163H81ZM106 162H108V161H106ZM117 162V163H116ZM53 163V162H52ZM51 163V164H52ZM53 163V164H54ZM57 163V162H56ZM77 163H75V164H77ZM100 163V162H99ZM102 163V164H103ZM109 163V162H108ZM236 163H238V164H236ZM3 163H0V165H2ZM8 164H9V162H8ZM24 164V163H23ZM43 165H45L44 163H42ZM73 164H71V165H73ZM74 164V166H76ZM102 164H101V168L103 169V167H102ZM246 164V166H244ZM25 165H28V163L26 162V164ZM43 165H41V166H43ZM61 165V164H60ZM60 165H59V167H58V164H57V168L58 169H60ZM62 165V166H63ZM77 165H84L83 163L82 164H77ZM174 165V166H173ZM179 165V166H180ZM181 165V166H182ZM30 166H34V165H31L30 164ZM34 166V167H35ZM61 166V167H62ZM73 166V167H74ZM79 166V168L81 169V170H83L84 169V167H80ZM91 166V165H90ZM90 166H88V168L90 167ZM104 166V167H105ZM173 166V167H172ZM0 167H2V166H0ZM10 167H11V165H10ZM45 167V166H44ZM68 167H70V166H68ZM72 167V168H73ZM171 167V168H170ZM176 167H177V165H176ZM255 167V168H254ZM37 168V167H36ZM38 168H40L39 167V165H38ZM38 168H37V170H38ZM77 168V166L75 167V169ZM87 168V169H88ZM92 168V167H91ZM111 168H112V171H113V173H111L110 171H111ZM182 168V167H181ZM181 168H173V169H175V170H179V171H181ZM247 170H246V169ZM256 168H258V170H256ZM53 169V171H54V173H55V171L57 170H54V168L52 167L51 168V170ZM67 170V168L65 167V168H62V170ZM74 169V168H73ZM72 169V170H73ZM87 169H84V172H85V170H86V172L88 171ZM90 169V168H89ZM93 169V168H92ZM124 169H125V167H124ZM246 171H245V170ZM254 169V170H253ZM7 170V169H6ZM5 170V171H6ZM8 170H10V168L8 169ZM34 170H36L35 168H34ZM41 171H42V169H40ZM43 170L44 171H46V169H44L43 168ZM96 170H97V168H96ZM39 171V170H38ZM50 171V170H49ZM53 171H52V174H53V176H55L56 177V174H54L53 173ZM126 171H135V172H126ZM173 171V170H172ZM255 171H256V173H257V175H256V177L255 176H253V177H255V180H253L252 181V183H250L251 181V179H253L252 178V176H250L251 177V179H250V177H249V179L250 180H248V179H246L245 177H248V175H247V173L248 174H256L255 173ZM8 172H10V171H8ZM35 173L37 172V171H34ZM48 172V171H47ZM184 172L186 173V175H184V176H187V178L185 177V181H187V182H185V183H187V184H185L186 186H184L183 184H184V182L182 181L184 178H182L181 177V174L183 173L184 174ZM38 173V172H37ZM40 173V172H39ZM58 174H59V172H57ZM127 173V174H126ZM181 173V174H180ZM57 174V175H58ZM74 174H76V173H74ZM82 174V173H81ZM85 174V173H84ZM83 174V175H84ZM40 175H41V173H40ZM95 175H96V177H95ZM180 175V176H179ZM61 176H65V175H61ZM178 176V177H177ZM202 177L203 179H200L199 177ZM41 177H44L43 175L41 176ZM72 177V176H71ZM70 177V178H71ZM173 177V176H172ZM182 179H181V178ZM58 178V177H57ZM56 178V179H57ZM99 180H98V179ZM171 178V177H170ZM178 178V179H177ZM39 179H42V178H39ZM44 179H45V177H44ZM66 178H64V180H65ZM96 179V180H95ZM155 179H157L156 180V182H158V184H155ZM160 179H163L164 181L166 180V183H168L170 186H171V188H170V186L169 185H167L166 186V183L164 184H162L161 182L163 181V180H161V184L162 185H159V180ZM171 179H173V178H171ZM177 179V180H176ZM63 180V181H64ZM246 180H248L249 182H247ZM52 181V180H51ZM54 181H55V179H54ZM54 181H53V183H54ZM59 181V180H58ZM63 181H61V184H63L62 182ZM67 181V180H66ZM66 181H64V182H66ZM68 181V182H69ZM72 181V182H73ZM80 181H81V183H80ZM98 181V182H97ZM46 182V181H45ZM45 182L43 183V184H45ZM48 182H50V181H48ZM56 182V181H55ZM68 182H66V185L67 184H69ZM92 182H94V183H92ZM174 182L176 183V184H174ZM182 182H183V184H182ZM32 183V182H31ZM60 183V182H59ZM60 184V185H61ZM173 184L175 185V187L177 186V187H179V189L180 188H182V189H184V193L186 192H189V193H187V194H182L181 195V193H180V195H179V191L175 194L173 191H172V187H174L173 186ZM253 184H254V186L255 187H253ZM1 185V184H0ZM75 185H77V184H74V185H71V186H75ZM183 185V186H182ZM263 185V186H262ZM48 185L46 184V186L45 187H47ZM204 187V191H203V189H201V188H203ZM1 187V186H0ZM61 187V186H60ZM176 187V188H177ZM78 188V187H77ZM186 188H188V190H186ZM205 188L207 189V190H205ZM33 189V188H32ZM67 189H68V187H67ZM73 189V190H72ZM79 189V188H78ZM77 189V190H78ZM28 190H30V189H27V191ZM69 190H72V191H69L72 195H75L74 193L76 192V188H73V187H71V189H69ZM75 190V191H74ZM177 190H178V188H177ZM181 190V189H180ZM186 190V191H185ZM26 190L25 191H23V192H26L25 193V195L27 196V195H29L28 194V192H27ZM41 191V190H40ZM66 190H64V192H65ZM74 191V192H73ZM78 191H80V189L78 190ZM175 191V190H174ZM22 192V193H23ZM37 192H39V191H37ZM63 191H62V194L61 193H59V194H61V196L63 195V193H64ZM68 192V190L66 191V193ZM69 192H68V194H69ZM183 192V191H182ZM31 193V192H30ZM79 193L80 192H78V193H76V195L78 194L79 195ZM70 194V195H71ZM80 194H83V193H80ZM31 195H32V193H31ZM30 195V196H31ZM48 194H44L43 196H47ZM51 194H49V196H50ZM69 195V197H71ZM176 195V196H175ZM179 195V196H178ZM41 196V195H40ZM43 196H41V197H43ZM60 196V197H61ZM64 196H65V194H64ZM64 196H62V197H64ZM178 196V197H177ZM185 198H184V197ZM29 197V196H28ZM40 197V198H41ZM54 197V196H53ZM59 197V195L57 196V198H60ZM61 197V198H62ZM68 197V195H67V197L66 198H69ZM180 197H183V198H181L180 199ZM48 197H44V200L45 199H47ZM65 198V199H66ZM81 198V197H80ZM85 198V199H86ZM42 199V198H41ZM70 199V198H69ZM243 199V200H242ZM50 199H48V201H49ZM67 201H68V199H66ZM65 200V202H67ZM182 200V201H181ZM40 201V200H39ZM39 201H37V202H39ZM41 201H43V200H41ZM40 201V202H41ZM48 201H46V202H48ZM51 201V200H50ZM49 201V202H50ZM62 201H64V198H63V200H61V201H59V203H58V201H56V197H55V201H54V199H53V201L52 202H55L56 204H62ZM181 201V202H180ZM183 201H185L186 203H184ZM36 202V204H38ZM61 202V203H60ZM64 202V203H65ZM184 203L185 205H182L181 203ZM25 204H28L27 203V201L25 202ZM25 204H24V206H25ZM50 204V203H49ZM30 204H28V206H29ZM34 205V204H33ZM32 205V206H33ZM41 205V204H40ZM42 205H44V204H42ZM51 205V207H53L52 206V204H50ZM71 205V208L73 207V205L72 204H70ZM27 206V205H26ZM38 207H39V204L37 205ZM37 206H34V207H36V209L38 208ZM34 207H29V209H33ZM75 207H74V209H75ZM40 208V207H39ZM56 208V207H55ZM35 209V208H34ZM57 209V208H56ZM62 209V208H61ZM61 209H58V210H60L62 213H65V210H61ZM53 210H54V208H53ZM48 210H46V211H44V212H47ZM36 212V211H35ZM35 212H32L34 215H35V217H37V213H35ZM38 212V215H39V213L41 212H39V211H37ZM72 212L73 211H71V214H72ZM31 213V212H30ZM31 213V214H32ZM42 213V212H41ZM61 213V214H62ZM74 213V212H73ZM79 213V214H80ZM76 214V213H75ZM95 214H96V218L95 217H93V216H95ZM41 215H44V214H41ZM80 216V215H79ZM35 217H33V220L35 219ZM71 218V219H69V218ZM37 218H39V217H37ZM40 218H41V216H40ZM39 218V219H40ZM45 218H47V215L45 214ZM31 219H32V216H31ZM30 219V220H31ZM38 219V220H39ZM51 219H54V220H57V221H55L54 223H52L51 224V222H53V220L51 221ZM93 219H96L95 221H93ZM29 220V219H28ZM43 220V219H42ZM64 220V219H63ZM35 221H37V219H35ZM51 221V222H50ZM65 221V220H64ZM76 221V222H75ZM29 222H31V221H29ZM33 222V221H32ZM39 222V221H38ZM37 223V222H36ZM42 223V222H41ZM31 224V223H30ZM33 225H34V223H33ZM36 225V224H35ZM37 225H40L39 223H37ZM48 225V224H47ZM50 227H49V229H50ZM50 229V230H51ZM31 230V232H34V231H32V230H34V227L32 228V229H30ZM29 230V231H30ZM49 230V231H50ZM153 230H155V231H153ZM30 232V233H31ZM37 232V233H38ZM43 233V232H42ZM86 233V234H85ZM5 234H6V232H5ZM9 235L11 234V236H12V234H14V233H8ZM0 235H2L3 236V233H0ZM40 235H39V237H40ZM84 235V236H83ZM6 237L8 236V235H5ZM11 236H9L10 238V240H12L13 241V239H17L16 237H18V236H12L13 237V239H12V237ZM30 236H31V234H30ZM41 236V237H42ZM83 236V237H82ZM86 236H88V237H86ZM22 236H20V239H19V241L21 242V238ZM35 237V236H34ZM2 238H4V236L2 237ZM29 237H27V239H28ZM37 238H38V236H37ZM0 239H1V237H0ZM6 239H8V237L6 238ZM32 239V236L30 237V240ZM34 239V238H33ZM85 239H86V242H85V244H84V241H85ZM2 240H4V239H2ZM9 240V241H10ZM24 240L25 239H22V241H23V243H25L24 242ZM29 240V241H30ZM35 240V239H34ZM37 240H40V238L39 239H37ZM43 240H45L44 242H43ZM80 240H82V244H80L81 243V241ZM1 241V240H0ZM7 241V240H6ZM18 241V240H17ZM17 241L15 242V243H17ZM18 241V243L19 244H21L20 242ZM5 241H3V243H4ZM11 242V241H10ZM78 242V243H77ZM2 243V242H1ZM15 243H13V244H15ZM17 243V244H18ZM22 243V244H23ZM30 243H32V242H30ZM34 243H36V242H34ZM77 243V244H76ZM7 244H10L11 245V243H7ZM33 244V243H32ZM32 244H31V246H32ZM38 244V243H37ZM76 244V245H75ZM4 245V244H3ZM42 245V246H43ZM7 246H9V245H7ZM31 246L28 248V249H24L25 251H22V254H26V253H23V252H27V251H29V249L31 248ZM9 247H11V246H9ZM13 247V246H12ZM15 247V246H14ZM34 247H36V245H34ZM82 247V248H81ZM32 248H33V246H32ZM36 248H38L39 249V254L41 253V254H43V255H47V254H50V253H48V252H46V253H42V252H40V249H42L43 250V248H41V247H39V245L36 247ZM35 248V249H36ZM62 248V249H61ZM66 248V249H65ZM14 249H18V247L17 248H14ZM19 249H20V247H19ZM71 250V252H70V250ZM1 251L3 250L2 249V247H1V249H0ZM33 250H34V248H33ZM41 250V251H42ZM46 250H44V251H46ZM30 251L32 252V249H30ZM36 251H37V249H36ZM65 251V252H64ZM74 251V250H73ZM59 254H58V253ZM2 252H0V254H1ZM74 253H75V256H77V257H79L77 254H76V251H74ZM19 255L20 257L21 256H23L24 257V255ZM28 254V253H27ZM27 254H26V256H27ZM33 255L35 256L36 254H32V257H33ZM51 255V254H50ZM49 255V256H50ZM57 255V256H56ZM25 256V257H26ZM29 256H31V255H29ZM41 256V259L42 258H44L45 257V259L46 258H48L49 256H42V255H40ZM40 256H38L37 257V255H36V258H34L35 260L38 258V260H40V262L42 263V261H41V259H40ZM69 256H71V254H69ZM69 256H61V257H59V258H61V261H59V259H58V257H57V261H58V263H60V262H62L63 260H62V257H65V261L64 262H66V260H69ZM73 256V255H72ZM75 256H73V257H75ZM19 257V258H20ZM22 257V258H23ZM24 257V260L25 261H27L28 262V260L31 258H29L28 256L25 258ZM66 257H68V259H66ZM0 258H3V256H1ZM18 257H17V259H16V263H19V261H20V259H22V258H20L19 259ZM50 258H52L51 256H50ZM33 259V258H32ZM64 259V258H63ZM72 259V258H71ZM75 259H77V258H75ZM80 259V260H81ZM23 260V259H22ZM21 260V261H22ZM35 260H33L34 261V263L33 264H37V263H35L36 261ZM37 260V261H38ZM54 258H52V260H50V262L52 261V263H54L56 260H54ZM74 260V258L72 259V261ZM30 261V260H29ZM32 261V260H31ZM43 261H45L46 263H48L49 262V260H48V262H47V260H43ZM56 261V262H57ZM72 261L70 260V263L72 264ZM74 261H76V260H74ZM79 261V260H78ZM44 262V263H45ZM77 262V261H76ZM80 262V261H79ZM79 262H77V264H80ZM14 263V262H13ZM20 264V263H19ZM23 264H25V262L23 263ZM27 264V263H26ZM31 264H32V262H31ZM40 264V263H39ZM56 264V263H55ZM74 264V263H73Z\"/></svg>",
	"mask_w": 264,
	"mask_h": 264
}]
</instances>
